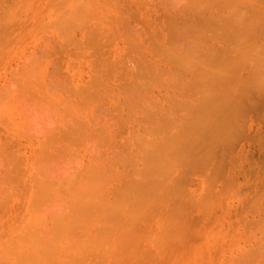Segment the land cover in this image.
<instances>
[{
    "label": "bare ground",
    "instance_id": "obj_1",
    "mask_svg": "<svg viewBox=\"0 0 264 264\" xmlns=\"http://www.w3.org/2000/svg\"><path fill=\"white\" fill-rule=\"evenodd\" d=\"M41 1V0H40ZM52 1V0H51ZM94 1V2H93ZM96 1V2H95ZM98 1V2H97ZM105 1H107V0H102V1H99V0H53V2H52V4L53 5H56V7L54 8V9H52L51 10V14L49 13L48 15H50V18L49 17H47L48 18V20L46 21L45 19H44V21L46 22V23H44V21L42 22V23H44V24H42L43 25V27H44V31H45V34H43V33H41V35L43 34L44 35V37L42 36V37H40V33L38 32V30H35V32L37 33L38 32V35L39 36H37V38H41V43L42 44H40V42H39V45L41 46V45H43L42 47H40V48H42V50L40 51V53H38V48H36V49H34L35 47H33L32 48V46H29L28 45V43H27V45L31 48L30 49V55H27L26 57H25V55H26V53H24V54H22V55H24L23 56V59L25 60L26 59V63H23V61L24 60H22L21 61V57H20V61L23 63V64H21L20 63V66H18L17 65V63H16V65H17V67H19L18 69H17V71H16V69H15V71H13V72H15V73H13L11 70L9 71V74H7L6 73V76L8 77V79H10V84L8 83V81H7V79H6V76H5V80H6V82H4V84H3V86H2V84H0V86H2V88L0 89L1 91H0V123H1V125L0 126H3L4 124H3V122L4 123H6L4 120H6L7 118H8V120H6V121H9L10 122V120L12 119V122L13 121H15V116L17 115V118L19 117V115L21 114L22 115V118H19L20 120H21V123H22V125H19L20 126V129H24L25 130V133L26 134H28V132H30L31 130H33V133H34V131L36 132V129H39L40 130V128L38 127L37 128V125H36V123L35 122H33L32 124H33V126H30V125H25V124H29L30 122H32V118H34V120L36 121H39L37 124L38 125H40L39 123H41L42 121H43V119H41V115H42V113H43V115L44 116H46V115H48V116H51V120L52 121H54L55 123L57 122V121H55L56 119L57 120H59L60 118L62 119H60L59 120V122H62V123H56V125L57 124H63V123H67L66 125H67V127H66V125L65 126H62L63 127V129H65V131L66 132H69V134L68 133H64V132H62L63 131V129L60 131L61 133H64L63 135L64 136H61V137H63V138H60V136H59V139L60 140H58V142H57V138H58V135L57 134H60L59 133V130L62 128V127H60V125H59V130L57 131V133H56V131H54L56 134L55 135H57V138L55 139V135L53 134L54 132H49L48 130H50V129H47L46 128V126L45 127H42L41 129H42V132L43 131H45V132H48V133H44L43 132V134L44 135H42V132H40L39 130H37L38 132H40V133H38V136H37V132H36V134L34 133V134H32L31 136H32V138L34 137V135L35 136H37L38 138H40V136H41V139H42V136H44L45 137V134H47V135H50V134H53L54 135V137H53V139H54V141L56 140V142L55 143H53L54 141H53V139L51 138L52 136H50L49 137V139L51 138L52 139V141L53 142H50V144H49V142H47V140H49V139H45L46 141H44V144H46V142H47V144H49V145H45L46 147H44V145L43 144H41V142H39L38 141V143H39V145L38 146H40V147H42L41 145H43V147H44V150H45V152L43 151V153L41 154L40 152H42V150L41 149H38L37 151L39 152V156H38V154L36 153V155H37V157H40L41 156V159H42V155H45L46 153L47 154H50V150H52V155H51V157H49V155H48V157H46L47 156V154H46V156H44V158H46V159H43V160H41L40 161V158H39V161L41 162L40 164H41V166L39 167L36 163L38 162V159H37V161H35L36 163L33 165V164H31L32 165V167H34L35 165H37L38 167H36V168H38V169H33V171H36V170H40V174H39V177H36L35 179H37L36 181H37V183H38V181H39V179H41L40 181H41V186L39 187L38 185H37V187H36V189L39 187V191L38 190H35V187L33 188L32 186H34V184L36 185L37 183H35L34 182V184L32 185L31 183V187L35 190V192L36 191H38L37 193H35V195H34V193L33 192H31L32 193V195L30 196V197H32L33 195L34 196H36V198L38 199V201H37V203L35 202V200H36V198H34V196H33V198H32V200H31V198L29 197V195H28V199H30V200H28V199H26L27 200V202H28V205H31L32 206V204H30L29 202L31 201V203H33V200H34V202L36 203H33V204H35L34 206H32L31 208L30 207H28V205H26V209L27 208H29V210L27 209V212L29 211L30 212V210H32V209H35V208H39V207H41L42 206V208H43V211L42 210H37L36 209V211L34 210V213L32 214V212H33V210H32V212H31V214L28 212V215L30 214V216H26L25 214L27 213V212H25V213H23V215H22V217H24V215L26 216V218L24 219V218H22L21 217V222L19 221L20 219L18 218L17 219V221H15L16 219V213H15V223L17 224H14V221L12 222V224H13V230H11L12 232L10 233V234H6L5 233V235L4 234H0V264H114L113 262H115V260H116V262L115 263H120V264H122V260L126 257H123L124 255H122L121 256V258H120V251L122 250L121 249V247H120V245H123V243H124V241L123 240H125V242H126V239L127 238H129V239H131L130 237H132V236H130V234L131 235H133L132 233H131V228L133 229V230H135V228L137 229L138 227H141V226H145L146 227V225L145 224H147V223H144L143 225L141 224V226H139V221L142 219H144V215H143V217L142 218H140V215L142 216V214L143 213H145L144 211H146V213H145V217L146 218H148V219H150L151 220V217L150 216H152L153 218H152V220L154 219V216L153 215H155V217H156V219L159 221H156L157 222V226H155L156 227V229H158V230H155V228H154V230H153V232H154V234L156 233V235H153V236H156L155 237V241H153L154 240V238H153V236L151 235H149V237L147 236L146 237V239H145V237H143L142 235V237L144 238H140L141 240H142V242H144L145 240H148L149 241V239H151L150 240V242H152V245L154 246L155 245V247H158L157 248V251L159 252V251H161V253L163 254L164 252L166 253V251H164V248H165V250H166V248H167V245H165L166 243H168L167 241H166V239L168 238L169 240L171 239V240H173V241H176L175 240V236L176 237H178V238H181L182 236H180L183 232H184V230H183V232L181 233V229H184V228H182V226H184V225H182V226H180V224L178 223V226L179 227H177V222H178V220L177 219H175V220H177L176 222L175 221H173V222H175V224H176V228L174 227V223H172V220H174V216L173 217H171V216H169V215H164L165 213H168L169 212V209L170 208H168L169 207V204L167 203V201L169 200V199H171V197H173V199H172V201H168V202H170V204H171V202H173L174 201V199H175V203L173 204V206L171 207V209H172V213H173V210H174V208L175 209H178V207L180 206V205H182L181 206V208L179 207V209H183L182 207H183V204H182V202L183 203H187L186 202V199H184V197H183V195L185 194V197H186V194H188L189 195V193L187 192V189H186V187H185V189H184V186L182 185V184H184V185H186V182L185 181H187V179H189L188 177H192V175L193 174H195V172H196V174H197V176L199 175V173L198 172H200V175H201V173H203L202 171V168L203 169H205V167H206V169H208L207 171L206 170H204V171H206V172H208L209 171V168L210 167H208L210 164H211V161L208 163V164H205V154H210V152H211V154L209 155L208 154V156H207V158H212L213 159V157H216V155H217V153L219 152H216V155H215V152H214V149H213V147L215 148V150H220V151H223L224 152V150H223V147L221 146V149H217V148H220V146L219 145H221V143H222V140H221V142H220V139L218 140V142H216L217 140H216V138L218 139V138H222L223 136L225 137L226 136V134H229L230 132L232 133V131H233V126H231V124L233 125V124H235V122H232V121H236L237 123H238V121H239V117H241V113L243 112V110L246 108V105H242V106H240L239 104H237V102L238 101H240V99H241V101L240 102H238V103H240V104H245V101H244V98H245V95L244 94H246V96L248 95V97H249V94H248V92L249 91H255L256 90V93L259 91V90H262V88H264V87H260L258 84V86H256V83L255 82H253L254 81V77H257V74H258V76H260V74H262V73H260L261 71H264V70H262V69H264V67H262V66H264V65H260V63H261V61L262 60H264V18H262V15H264V14H261V16H258L260 13H262L261 11V7H264V5H262V4H264V3H262V2H264V0H262V2L261 1H258V0H255V1H257V3H256V8L258 7L257 6V4H259L260 5V3H258V2H261L262 4H261V7H259V10H258V15L255 13V12H253L254 14H256V15H254L251 11L254 9V4L253 3H251V1H254V0H196L197 2H195V0H192V2L194 1V3H198L197 5H195V6H197L196 7V9L194 8L195 6H194V4H192V2H191V0L190 1H188V2H190L189 4L192 6L193 5V10H195V13H197L196 15L198 16V19H199V22H198V26L199 27H207V29H208V31L210 30L211 32H209V34H208V31H207V29L205 28H203L204 30H202V28H198V27H196V28H198L199 29V31L201 30V34H203L204 32V34H203V38H204V40L206 39V42L205 41H203V38H202V41H201V38L198 36V37H196L195 38V41L193 42L192 40L194 39V37L193 36H195V34L193 33L194 32V30H195V28L193 29V32H192V37L191 38H193V39H189V38H187L188 37V34L187 33H182V34H184V35H182V34H180L181 32L180 31H177V28H175L176 26L173 24V26H172V23L173 22H171L170 21V23H169V25H167V26H169V28H171L172 27V30H170L169 28H168V30H170L169 32H171V33H169L168 32V30H166L165 28L167 27V26H165L164 27V25H163V30L165 29L167 32H165L164 33V39H165V41L164 40H161V44H159V42L157 41V39H155L158 43H157V45L159 44L161 47V49H159L160 51H161V53H158L157 54V52L156 53H154V49L156 48V42H155V40L154 39H152L153 37H150L151 38V40H154V42H152V41H150V38L148 39V36L147 35H145V38H147V39H145L144 38V36H142L147 42L148 41H150L149 43H146V44H148L149 46H150V48H152L153 47V51L152 50H150V54H152L153 53V56L156 54L157 56V62H155V63H157L158 65H154L153 64V66H151L152 64H150L149 65V69H152V70H149V69H147L148 68V65H146V64H148V62H146V66L144 67V68H146L147 69V71H145L146 69H144L143 68V66H144V64L143 65H139V64H141L140 63V61L142 60V61H145V57L144 56H146L147 54L146 53H148V55H149V52H146L145 51V49L146 50H148L149 51V49L147 48V47H144L145 45H144V39L142 40V42H143V44L141 43V41H139L138 43H141L142 45H144L143 47L145 48H142L141 46V44L139 45L142 49H143V51H145V52H140V50L138 51L139 53H145L144 55L142 54V56L144 57V58H140L141 60L139 61V58L137 59V57H135V55H134V53H136V52H134V53H132L133 51H130V50H128L129 48H127L126 50H124L125 48H122V47H120V48H122L121 50L120 49H118V50H120L121 52H123L122 53V58L119 56L120 54L118 53V56H117V54L115 55V56H117V57H114V55L112 54V57H114V58H117V60L118 61H122V59L124 60V61H122L120 64H122V65H119V63H118V61L117 60H114L116 63H114V62H111V60H109V56H108V58L107 57H104V55H102V51L103 50H105L106 48H102V45H105V46H107L108 45V43L109 44H111L112 42H110V41H115V37H117L116 38V40L117 39H122V40H120V42L122 43V42H124V44H128L129 42V40H127V39H130L129 37L131 36L130 34H133V33H135V32H138L139 31V29H138V27H139V24H138V27H136V25H135V27L134 26H132L131 25V27H129V28H131V29H135L134 31L132 30H130V29H128V25H126V24H129V23H124V22H122V24L121 23H119V21H117V18H119V17H122L121 15H123V14H121L120 12V15L118 14V15H116V13L118 12V7L117 6H119L120 8L123 6L124 7V5H125V7L128 5V6H130V4H132L133 3V7L132 6H130L131 8H133V11H134V9H135V11L137 10V6H138V4L137 3H139V1L143 4V2L142 1H144V5H149V4H146V3H151L152 1L151 0H149V1H145V0H137L138 2H136L135 0V2L133 1V0H131V2H129L130 0H128V1H125L126 3H128V4H124L123 2H122V0L121 1H119V0H113V2L114 1H116V4H117V2H118V5H116L115 4V2L113 3V5H115L114 7H116L115 9L117 10H115L116 11V13H115V11H114V13H115V15L114 16H116V17H114V19L112 20V17L111 16H113L112 14H109L108 15V17L110 18L111 17V19H110V23L108 22V24H106L105 23V26H104V28H105V30L107 31H105V30H103V31H105L107 34H108V32H109V35H108V38L110 37V39H108L107 37H105V38H107L109 41L107 42V41H105V40H107V39H102V40H104L103 42L105 43H99L98 42V40H99V38L101 39V37L103 38V35L104 36H106L107 34L105 33V32H103L102 34H100V35H102V36H98L99 38H97V35L96 34H98L97 32L95 33L94 31H99V26H100V24L101 23H99V22H101V20L103 21H106L107 19H108V17H103V18H105V19H103L102 17H96V16H92V15H102V16H104L102 13H105V16H107L106 15V12L108 13H110V11L111 10H113V8H111V6H109L108 7V5L110 4V3H108L109 1H107V3L105 2ZM213 1H216V2H213ZM42 2V1H41ZM93 2V3H92ZM101 2V3H100ZM102 2H103V4H102ZM104 2L106 3V5H104ZM111 2H112V0H111ZM217 2H219V3H217ZM45 3V2H44ZM46 3H48L47 1H46ZM51 3V2H50ZM95 3V4H94ZM120 3H122L121 5H119ZM38 4V0H28L27 1V6L28 7H34V6H36ZM49 4V3H48ZM98 4H100V5H98ZM135 4H137L136 6H135ZM140 4V3H139ZM141 4V5H142ZM211 4H213L212 5V7L216 4L217 6L218 5H220V6H222L223 7V9L224 10H218V11H220V15L222 14H224L225 13V15H226V13H227V15L225 16V18H224V16H222V17H220V15H212V12L210 11V13H209V11H205V10H208V8H209V5H211ZM13 5V4H12ZM93 5H98V7L99 8H101L102 9V12H96L93 8H95V6L94 7H92ZM111 5V4H110ZM216 5L213 7V8H216ZM23 6V5H22ZM103 6H106V7H104V9H106L105 10V12H103L104 11V9L102 8ZM127 6V7H128ZM135 6V7H134ZM219 6V7H220ZM13 7V6H12ZM98 7H97V11H98ZM121 8L122 10L121 11H123L124 10V8ZM126 7V12H122V13H127L128 14V12L130 13L131 12V8H127ZM211 6H210V9L212 8ZM219 7H217V8H219ZM238 7H242L244 10H238ZM110 10H109V9ZM206 8V9H205ZM225 8H228V9H225ZM255 8V9H256ZM3 9V8H2ZM45 9V8H44ZM96 9V8H95ZM129 9H131L130 11H128ZM198 9V10H197ZM201 9H203V11H205L206 13H207V16H203L202 15V17L203 18H205L204 19V21L205 22H207V19H208V22H207V25H209V27L207 26V25H201V22H203V21H201L200 19L202 18V17H200L199 16V13L200 14H202L201 12H202V10ZM205 9V10H204ZM219 9H221V7L219 8ZM250 9H252V10H250ZM254 9V10H255ZM258 9V8H257ZM262 9H264V8H262ZM24 10V9H23ZM124 10V11H125ZM217 10V9H216ZM248 10L251 12V14H249V13H247L248 12ZM261 10V11H260ZM15 11V10H14ZM13 10H12V12H14ZM100 11V10H99ZM128 11V12H127ZM132 11V12H133ZM224 11V12H223ZM259 11H260V13H259ZM30 12V11H29ZM98 13V14H96V13ZM112 13H113V11H111ZM222 12V13H221ZM95 13V14H94ZM100 13V14H99ZM203 14H205V13H203ZM111 15V16H110ZM206 15V14H205ZM210 15V16H209ZM24 16V15H23ZM38 16H40L39 14H38ZM76 16H78V18L79 19H76L77 17ZM82 16H84V17H82ZM89 16H91V17H89ZM124 16V15H123ZM212 16V17H211ZM214 16H215V22H218V20L221 18V20H219V22L218 23H216V24H214ZM219 16V17H218ZM13 17V16H12ZM51 17H52V19H53V21H52V19H51ZM93 17V20L95 21H93V25H94V23H95V27L93 26V29L94 30H92V25L90 26L89 25V23H88V19L89 18H92ZM97 19H96V18ZM262 18V19H260V18ZM20 18V17H19ZM82 18H83V20H82ZM85 18V19H84ZM95 18V19H94ZM102 18V19H101ZM170 18L172 19V17H171V15H170ZM203 18H202V20H203ZM209 18H211V20L213 21V22H211V20L209 19ZM100 19V21L98 22L97 20H99ZM224 19V20H223ZM20 20V19H19ZM77 20V21H76ZM87 20V21H86ZM91 19H89V21H90ZM109 20V19H108ZM115 20V21H114ZM223 20V21H222ZM262 20V21H261ZM12 21V20H11ZM16 21H18V20H16ZM29 21H30V19H29ZM111 21H113V22H115V25L113 26V24H112V22ZM116 21H117V23H119L120 25H116ZM24 22V21H23ZM37 22V21H36ZM50 22H52V23H50ZM17 23V22H16ZM27 23V22H26ZM90 23H92V22H90ZM97 23H98V25H97ZM209 23V24H208ZM2 24V23H1ZM10 24H12V23H10ZM111 24V25H110ZM124 24V25H123ZM212 24V25H211ZM215 26H214V25ZM106 25H107V28H108V25L111 27H109L108 29H110V31L111 30H113L114 32L112 33V35H111V32L110 31H108V29H106ZM122 25V26H121ZM130 25V24H129ZM156 25H160V24H156ZM22 26H23V24H22ZM35 26V25H34ZM33 26V27H34ZM39 26V25H38ZM37 26V27H38ZM119 26H121L120 27V29H119ZM127 27V30L126 29H124V27ZM142 26V25H141ZM158 26L156 27V28H154L153 29V26H152V29H151V27H150V29L152 30H147L145 27H149V26H144V28H143V31H145V30H147V32H149V34L152 36V33L154 34L153 36H156V34H157V36H158V39L160 38V36H159V34H160V29L158 30V32L157 31H155V30H157V28H158ZM214 26V27H213ZM2 27V26H1ZM116 27H118V28H116ZM125 27V28H126ZM161 27V26H160ZM176 29H174V28ZM52 28V29H51ZM121 28H123V30H125L124 32H121L120 30H122ZM118 29V30H117ZM161 29V31H163ZM2 30V29H1ZM78 30H80V34H82V33H85L86 32V30H88V32H86L89 36H87V35H85V34H83V35H85V38L83 37V36H80L81 38H83V40H81V44L82 45H80V39L81 38H79V36H77L78 38H77V42H79L78 44L81 46V47H83V45H86V48H88V46L91 44V42H89V41H91V40H89L90 38V34H91V31H92V34H91V36H95L94 38H91L92 39V46H94V47H91V46H89L90 48V50L91 51H93L94 50V52H89L88 50V52H83V51H81L80 52V54L81 53H85V54H87V59L89 58V56L90 55H88V54H91V59L89 60L90 62V67H95L96 65H97V68L99 67L100 68V66H98V65H105V59H107L106 60V65H107V67H105L104 65L103 66H101V68L103 69V71L105 70L106 71V69L107 70H109L111 67H112V69H110L109 71H106V74L108 75V76H111V77H109V79L111 78H113V77H115V75H116V73H114V75H112L111 73V71H115V72H117L116 70H117V68L119 69L120 68V66H123V65H125L126 64V61L125 60H127V64L128 65H125L126 67H128V66H132V68H130V67H128V68H130V70L132 69V71H129V70H127L128 68H126V69H124L125 67L123 66V67H121V68H123V69H121V74L119 73L120 72V69H119V72H117V75H118V73H119V75H118V78H122L123 80H125L124 79V76L122 77V73L125 71V70H127V72H128V74H130V75H128L129 77H130V81H128V82H130L129 84H127L128 82H124V81H121V78L119 79V81L117 82V84L119 83H121V82H123L122 84H124V85H122V84H120V86L122 85L123 87H125V88H123V87H117L118 85L116 84V82H115V84H116V86H115V84L114 85H112V86H115L116 88H118V90L116 89V91L118 92V91H122V92H124V93H116L115 92V90H114V88L112 87V88H110L109 86V84L108 83H106V84H103V85H105L108 89H110V91L112 92V89L114 90L113 92H115V93H109L108 92V89H107V91H106V93L108 94V96H109V99H110V102H113L112 104H115L114 106L113 105H110V106H112L113 108H111L112 110H114L115 108H116V111H118V113H119V120L121 121L122 119H124L125 121H128L129 122V120H130V122H129V124H131L132 122H131V120H133V122H136V123H134L135 125L134 126H137L136 128L133 126V123L131 124L132 126H133V128L132 129H130L129 131H128V133H126V135H125V137H122L121 136V134H119L120 132H122V131H119V130H124L121 126H123L122 125V123H121V125L119 126L118 124H120V122L119 123H117V122H113L114 124L116 123L119 127H117V129L116 128H114L113 126H112V130L113 129H116L118 132L116 133V135H120L119 137H122L121 139H119V138H117L118 139V142H123V144L122 145H120V143H118L117 144V141H116V144L115 145H118V146H115V145H113L112 146V149L114 148L115 149V147H117V149H116V152H117V150L119 151L120 150V148L119 147H121L122 146V150H124L125 149V153L122 155V157H121V155H118V156H116V154L117 153H115V152H113L112 151V149L109 147V145H107L108 146V148L105 146L106 144H104L105 143V141H106V139H102L101 138V135H100V133H99V131H96L98 128H99V126L97 127V129H95L96 127V124L95 123H97L96 121L94 122V119L92 120L91 119V117H93V115H94V118L96 117H98V119H99V117L101 116H98L99 114H108L109 115V112H107L108 111V107L109 106H107V103L105 104L104 102L106 101L107 102V98L106 97H108V96H106V95H104L105 94V89H104V86L102 87L101 85H99V84H102L103 83V81H107V80H109L108 78L105 80V78L106 77H108V76H105V78H103V76H102V72L101 73H99L98 74V71L97 70H95L96 72H94L93 71V68H91V70L92 71H89V73L88 74H90V72H92V73H95V75L93 74H91V77H92V79H91V77H90V79L88 78V81H89V84H88V82H87V84H88V86L89 85H93L92 83H94V81L95 80H98V81H95V82H102V83H99L98 85H93L92 86V88H89L90 89V92L88 91V89H84L86 86H87V84L86 85H84L83 86V84L82 83H80V84H82L81 86L80 85H78L76 82H74L73 81V78L72 77H69V76H67V73H64V71H63V73L64 74H66V76L67 77H65L64 79L66 80V78L68 79V77L70 78L69 79V81H72V82H74L75 84V87H77V91H75V90H72L73 88H70V87H73V84H71V82H70V84L72 85H70V86H68L67 87V90L69 91V89H70V91H71V93L70 92H68V93H70V95H72V93H73V95H76V92H77V95H76V97L78 96H80L81 98H80V100H82V98L84 97L83 95H84V92H86L85 94H87L88 96H86L85 95V98H83V100H86L85 102L82 100V101H79V99H77L75 96H73V97H75V99H77V105L78 104H80V105H78L79 107H77V106H75L76 105V100L75 101H73V99L70 101V97L68 96V93H66L67 92V90L65 91V89H66V87L65 88H63L64 87V84H65V81H63L62 80V78H63V76L61 75V72H60V76L61 77H59V72L58 71H61V69H62V66H61V63H59V61L61 60V57H62V54H61V52H62V50L64 51L67 47L69 48H71V47H73V45L75 46V45H77L78 46V48H81V47H79V45L78 44H76L77 42H76V35H78V34H76L75 35V33H76V31L78 32ZM116 30V31H115ZM178 30H179V28H178ZM6 31V30H5ZM85 31V32H84ZM119 33H121V34H119ZM141 31V30H140ZM174 31L176 32H179V34L178 33H174ZM207 31V32H206ZM1 32V31H0ZM31 32V31H30ZM93 32H94V34H93ZM146 32V31H145ZM156 32V33H155ZM6 32H4V34H5ZM32 33H33V31H32ZM125 33V34H124ZM139 33V32H138ZM137 33V34H138ZM143 32L141 31V33L140 34H142ZM159 33V34H158ZM162 33V32H161ZM172 33L173 34H176V36L174 35H172ZM207 33V34H206ZM113 34H117L118 36H115V35H113ZM130 36H129V35ZM137 34H133V36L131 37V39L132 40H134V39H138V40H140V38H142L141 37V35H140V37L138 38L137 37ZM145 34H147V33H145ZM177 34H178V37H177ZM186 34V35H185ZM210 34H212L213 36H210ZM223 34H225V35H223ZM9 35V34H8ZM32 35V34H31ZM75 35V36H74ZM99 35V34H98ZM123 35V36H127L126 37V39L124 38H121V36ZM136 35V36H135ZM139 35V34H138ZM6 36V35H5ZM18 36V35H17ZM25 36V35H24ZM87 36V37H86ZM115 36V37H114ZM136 38H135V37ZM166 36H168V39H170V41H168V39H167V37ZM172 36V37H171ZM180 36H181V38H180ZM182 36H184L183 38H185L186 36V38L188 39V43H187V41H184V39H182ZM205 36H207V37H205ZM211 37V39H213V40H217V42L220 40H222V43H223V41H225L224 42V44H223V46L222 45H220L221 43L220 42H218V44L217 43H215L216 45H215V47L213 46L214 45V43H213V45H212V43L210 42V40H208L207 38L208 37ZM4 37V36H3ZM34 37V36H33ZM61 37H63V38H61ZM113 39H112V38ZM163 37V36H162ZM170 37V38H169ZM210 37H209V39H210ZM35 38V37H34ZM35 39V40H38V39ZM39 38V39H40ZM64 38H65V40H64ZM155 38V37H154ZM173 38V39H172ZM185 38V40H187ZM197 38H200V40H198ZM9 39H11V38H9ZM25 39H27V38H25ZM86 39H88V42H89V44H88V42L85 44L84 42H85V40ZM136 39V40H137ZM179 39V40H178ZM185 42V43H187V46H186V44H184V42L182 41V40ZM2 40V39H1ZM12 40V39H11ZM34 40V39H33ZM67 40V41H66ZM95 40V41H94ZM97 40V41H96ZM101 40V41H102ZM132 41V42H130L132 45H130L131 46V50L133 49L134 51H136V49H139L138 47L139 46H136L138 43H137V41ZM178 40V41H177ZM189 40H190V42L193 44V45H190L191 43L189 42ZM197 40L199 41V42H197ZM208 40V41H207ZM10 41V40H9ZM8 41V42H9ZM23 41V40H22ZM64 41H65V44H72V43H75V44H73V45H70V46H68V45H64L63 46V43H64ZM100 41V40H99ZM119 41V40H118ZM127 41V42H126ZM131 41V40H130ZM179 41H181L180 43H178ZM2 42V41H1ZM34 42V41H33ZM37 41H35L34 43H36ZM68 42H70V43H68ZM83 42V43H82ZM93 42H96V43H93ZM136 42V43H135ZM166 43L167 45H164V43ZM183 42V43H182ZM201 42L203 43L202 45H201ZM107 43V44H106ZM120 43V44H121ZM135 43V44H134ZM155 43V44H154ZM171 43V44H170ZM176 43H178V44H176ZM220 43V44H219ZM88 44V45H87ZM95 44V45H94ZM114 45H115V43H113ZM118 44V43H117ZM118 45V46H123V44H121V45ZM126 44V45H127ZM153 44V45H152ZM168 44H170L169 46H168ZM182 46H184V47H181V45ZM196 44V45H195ZM204 44H206V45H204ZM5 45V44H4ZM97 45H98V47L100 46V48H102L101 50L102 51H100L99 50V52H97V50H98V48H97ZM126 45H124V46H126ZM151 45H152V47H151ZM158 45V46H159ZM162 45H164L165 46V48H166V46H168L167 47V49L165 50V48H164V46L162 47ZM172 45V46H171ZM198 45H199V47H198ZM217 45H220V46H218V47H220L219 49H221V50H218V48L216 49V46ZM34 46V45H33ZM37 46V45H36ZM62 46H63V49H62ZM65 46H67V47H65ZM137 48H136V47ZM203 46V48H200V47H202ZM65 47V48H64ZM111 47V46H110ZM115 47H117L116 45H115ZM127 47H129L128 45H127ZM133 47V48H132ZM155 47V48H154ZM191 47V48H190ZM199 49H198V48ZM67 48V49H68ZM69 48V49H70ZM109 48V47H108ZM135 48V49H134ZM66 49V50H67ZM77 48H73V51H75ZM97 49V50H96ZM112 49V48H111ZM115 49V48H114ZM163 49V50H162ZM196 49L198 50V51H201V52H197V53H199L200 55L202 54V56H198L199 54H195L196 53ZM26 50H27V46H26ZM65 50V51H66ZM71 50H72V48H71ZM78 51H80L79 49H77ZM158 50V47L156 48V51ZM165 50V51H164ZM95 51H96V53H95ZM117 51V50H116ZM116 51H113V52H116ZM126 51V52H125ZM128 51H130L131 52V54L129 55L128 54ZM159 51V52H160ZM25 52H27V51H25ZM68 52H69V50H68ZM72 51H70L69 52V54L71 53ZM101 52V55L100 54H98V53H100ZM105 52V51H104ZM107 52V51H106ZM124 52L127 54V56H126V54H124ZM129 52V53H130ZM28 53V52H27ZM64 54H65V52H63ZM76 53V56L78 57V55L79 54H77V51L75 52ZM95 53V55H96V57L95 56H93L92 54H94ZM108 53V52H107ZM162 53H165V54H162ZM18 54H20V53H18ZM44 54H47V55H44ZM85 54H82V55H84L85 57V59H86V55ZM98 54V55H97ZM104 54V53H103ZM125 56H124V55ZM134 55V57L139 61V63H138V61L137 62H135V58L133 57V55ZM141 54H140V56H141ZM160 54H162L161 56H160ZM71 55H73V54H71ZM75 55V54H74ZM73 55V56H74ZM99 55L100 56H103L102 57V59H100V57H99ZM129 55V56H128ZM132 55V56H131ZM139 55V54H138ZM164 55V56H163ZM195 55V56H194ZM196 56H198V57H196ZM16 57H19V55H17ZM65 57V56H64ZM68 57V56H67ZM126 57L128 58V59H130V62L128 61V59H126ZM130 57H133V59L132 58H130ZM148 57V58H147ZM150 56H146V61H147V59H150L149 58ZM160 57V58H159ZM193 57H196L197 58V62L195 61L194 62V60H196V59H194ZM96 58H98V59H96ZM103 58H105V59H103ZM12 59V58H11ZM54 59L56 60V63H58V64H55V61H54ZM86 59V60H87ZM95 59V60H94ZM131 59L134 61V63H133V65H130L129 63H131ZM155 59H153V57L150 59V62L152 63V62H154V60ZM203 59H206V61H205V63L203 62H201V61H203ZM63 60V59H62ZM83 60V59H82ZM94 60V61H93ZM103 60V61H102ZM113 60V59H112ZM155 60V61H156ZM11 61V60H10ZM18 61V60H17ZM20 61H18V64H19V62ZM65 61V60H64ZM78 61H79V59H78ZM78 61H71L70 62V60H69V63L68 64H71V67L73 68V72L74 71H77L78 69H80V67H81V65H83V64H81V63H83L84 62V60L82 61V62H80V64H79V62ZM91 61H92V63H91ZM96 61V62H95ZM99 61H100V63H102V64H100L99 63ZM102 61V62H101ZM209 61V62H208ZM15 62V61H14ZM61 62V61H60ZM104 62V63H103ZM124 62H125V64H124ZM194 62V63H193ZM13 63V62H12ZM93 63H96L95 65L93 64ZM111 63H114V64H118V66L116 67V66H114V64H111ZM136 63L139 65V66H141V67H138L137 65H136ZM210 63V64H209ZM54 64L56 65V66H54ZM85 64H87V63H85ZM11 65V64H10ZM16 65H11V67L10 68H12V66H13V68H14V66H16ZM161 65H162V67L163 68H161ZM207 65H209V67L207 66ZM54 66V71H50L51 70V68ZM68 66H70V65H68ZM108 66H110V67H108ZM138 68H137V67ZM159 66V67H158ZM65 67V66H64ZM113 67H114V69H116V70H113ZM116 67V68H115ZM135 67V68H134ZM158 67V68H157ZM260 67H262V68H260ZM16 68V67H15ZM57 68V70L58 71H55V69ZM137 68V70H141L142 68H143V70H141L140 71V73H138V72H136V74H135V70L134 69H136ZM140 68V69H139ZM154 69V70H153ZM158 69L160 70V71H158ZM86 70V69H85ZM89 70H90V68H89ZM123 70V71H122ZM149 70V71H148ZM259 70H261V71H259ZM5 71V70H4ZM8 71V70H7ZM10 72L12 73V74H10ZM66 72V71H65ZM108 72L110 73V74H108ZM126 72V73H127ZM131 72V73H130ZM134 72V74L132 75V73ZM243 73L244 74V76H243V74H242V76H240L239 77V75H238V77L239 78H241L240 80H237V82H236V79L234 78L235 76H236V73ZM259 72V73H258ZM80 73V72H79ZM78 73V74H79ZM105 73V72H104ZM126 73H125V75H126ZM249 73L250 74H252V75H249ZM50 74V75H49ZM69 74V73H68ZM234 74V75H233ZM2 75H3V73H2ZM51 75L52 76H54V81L51 79V78H49V77H51ZM83 76L81 73L77 76L78 78H79V76ZM254 75H256V76H254ZM1 76V75H0ZM48 76V77H47ZM81 76H80V79H81ZM88 76V75H87ZM94 76V77H93ZM102 76V77H101ZM113 76V77H112ZM120 76V77H119ZM131 76L133 77V78H131ZM232 76V78H230ZM234 76V77H233ZM245 76H246V79H245ZM252 76H254L252 79H250ZM262 77H264V74H262L261 75ZM47 77V78H46ZM89 77V76H88ZM117 77V76H116ZM227 77H229V78H227ZM237 77V76H236ZM237 77V79H239ZM244 77V78H243ZM262 77H259L260 78V80L262 81V82H264V79H262ZM46 78V79H45ZM53 78V77H52ZM77 78V79H78ZM84 78V80H86L87 78L86 77H82V79ZM104 79L103 81L102 80H100V79ZM2 79V78H1ZM49 79V83H51L48 87H50V86H52V87H54V88H52L51 87V89H53V90H56L57 89V91L58 90H60L61 91V93L60 92H58V93H60V94H63L62 96H64V92H62V91H65V93H66V95L65 96H67V97H65V100H67L66 102H68V101H70V102H75L74 104H72L73 106L71 107V105L69 106V104H70V102H69V104L68 103H66V105H65V102H63L62 104H64L63 105V107L61 106L62 104H60L59 102H62L63 101V98H62V101L61 100H59V102L58 101H56V99H55V97H57V94L55 93H53L52 92V90L49 88V90H51V92H49V94L51 93H53L55 96H53V94L51 95H49V94H47V93H44L43 92V90L45 89L44 87H42V82H40V81H43V83H44V81L46 80H48ZM51 79V80H50ZM77 79H76V81H77ZM80 79H78V81L80 80ZM81 79V80H82ZM94 79V80H93ZM131 79H132V81H131ZM233 79V81H229V80H232ZM234 79H235V82H234ZM248 79H250V83H248L249 81H248ZM3 80V79H2ZM84 80H82L81 82H83ZM114 80V78L112 79V82H114L113 81ZM116 80H117V78H116ZM129 80V79H128ZM247 80V81H246ZM4 81V80H3ZM45 81V83H47ZM50 81H53V85H52V82H50ZM68 81V80H67ZM92 81V82H91ZM121 81V82H120ZM126 81V80H125ZM108 82V81H107ZM111 81H109V83H112ZM8 83V84H7ZM11 83H12V85H11ZM44 83V84H45ZM48 83V84H49ZM67 83H68V85H69V82H66V84H65V86L67 85ZM85 83H86V81H85ZM105 83V82H104ZM253 83V84H252ZM48 84H45V86H46V88H47V85ZM63 84V85H62ZM109 86H108V85ZM247 84H249V86H247ZM76 85H78V86H76ZM253 85V86H252ZM61 86H63L62 87V89H61ZM80 86V90L82 89V90H84V92H82L81 91V93L79 94V87ZM87 86V87H88ZM91 86H89V87H91ZM97 88H96V87ZM98 86H100V87H102L101 89H104V90H102V92H101V89L100 90H97V89H99L98 88ZM251 86V87H250ZM42 87V88H41ZM86 87V88H87ZM259 87V88H258ZM59 88V89H58ZM94 88H95V90H97V91H95L94 90ZM122 88V89H121ZM251 88H253V89H251ZM254 88H256L255 90H254ZM48 89V88H47ZM46 89V90H47ZM64 89V90H63ZM259 89V90H258ZM86 90V91H85ZM123 90H125V91H123ZM247 90V92H245ZM249 90V91H248ZM95 92V94H96V92H97V96L94 94V93H91V92ZM99 91H100V93H99ZM120 91V92H121ZM103 92H104V94H103ZM154 92H156L155 94H154ZM245 92V93H244ZM82 93H83V95H82ZM255 93V92H254ZM253 93V94H254ZM60 94H58V96H60L59 98L61 99V95ZM91 94H93V95H91ZM258 94V93H257ZM90 95H91V97H90ZM94 95L96 96L95 97V99L96 100H94ZM101 95H102V97L104 98V96H105V98H106V100H105V98L103 99L102 97H101ZM104 95V96H103ZM155 95H157V97L155 96ZM160 97H159V96ZM259 95V94H258ZM72 96H71V98H72ZM83 96V97H82ZM92 96H93V98H92ZM98 96H100L101 98L99 99L98 98ZM154 96V97H153ZM251 96V95H250ZM54 97V98H53ZM156 97V98H155ZM243 97V98H242ZM247 97V98H248ZM252 97V96H251ZM250 97V98H251ZM58 98V99H59ZM69 100H68V99ZM246 98V102L248 101V100H251V99H247ZM57 99V100H58ZM91 100V101H89V100ZM64 100V101H65ZM92 100H94L93 102H94V104L96 105V107H98V106H100L99 107V110H97V108H96V113H98V115L97 114H92V115H88L89 114V111H91V112H93V113H95V111L94 110H91V109H93V106L92 105H94V104H89V103H92ZM98 100H101V101H99V103H98ZM103 100V101H102ZM243 100V101H242ZM87 101H89V102H87ZM96 101V102H95ZM235 101V102H234ZM237 101V102H236ZM252 102H253V100H251ZM23 103V104H18V103ZM85 104V106H86V102H87V105L88 106H90L89 107V109L90 110H88L87 111V108H88V106H86V108H84V104ZM101 102V103H100ZM233 102H234V106H233ZM250 102V101H249ZM251 102V103H252ZM105 104V106H106V108H107V110L105 109V108H102L101 107V105L100 104ZM109 103V102H108ZM117 103V104H116ZM229 103H231V105L232 106H230V104ZM250 103V104H251ZM68 104V105H67ZM82 104V105H81ZM229 106H228V105ZM237 104V105H236ZM248 105H249V103H247ZM26 105V106H25ZM60 105V106H59ZM109 105V104H108ZM116 105L118 106V107H116ZM239 105V106H238ZM247 105V106H248ZM20 106H21V110H24L25 111V109H26V107H34V109H38V111L40 110H42L41 111V113H40V111H39V114H40V116H39V114H38V116H39V118L41 119H39L38 120V117H37V113L36 112H38V111H36L35 110V112H32V113H34V116H33V114H28L29 112H27L28 110H30L29 108H27L26 110L27 111H25V113L26 114H28L27 116H26V114H25V116H23V114H22V111L21 110H19L18 112H16L17 110H18V108L17 107H19L20 108ZM22 106L24 107V109H22ZM67 108H69V109H67ZM74 106H75V108L76 109H74ZM83 107L84 108V112H85V110H86V114L83 112V111H80L79 109H83V108H81V107ZM92 106V107H91ZM239 107V108H235V107ZM54 107V109H51V108H53ZM63 108L64 110H65V112H64V110H62V113H65V114H68V113H66V112H69L70 113V110H72L73 112H76V111H78L79 110V112L77 113L78 115L77 116H81L83 113V115L81 116V117H76V114L74 115L76 118L74 119V120H76L75 122H74V120H72L73 118L72 117H70L69 115H71V114H68V117H70V120L71 121H73L74 122V124L76 123V125L74 126L73 125V122H71V121H68L69 119H68V117H67V115H63L61 112H59L58 110L60 109V108ZM104 107V106H103ZM226 108L227 107V111L224 109V108ZM233 109L232 111H231V108ZM241 107V108H240ZM17 108V109H16ZM57 108H59V109H57ZM61 108V109H62ZM72 108V109H71ZM95 108V107H94ZM44 109H47V110H45L46 111V115H45V111H44ZM51 109V110H50ZM60 109V110H61ZM106 111H105V110ZM117 109H119V110H117ZM222 109H224L225 110V112H224V110H222ZM230 109V110H229ZM236 109V111L234 112V110ZM241 109H243L242 110V112H238V111H240ZM50 110V111H49ZM54 110H56V113L58 114L56 117H58L59 116V113H61L60 115L62 116V117H60L59 116V118H56L55 119V116H53V115H51V111H52V114H56V113H54L55 111ZM69 110V111H68ZM76 110V111H75ZM102 110H104V111H102ZM238 110V111H237ZM20 111H21V113H20ZM32 110H30V112H31ZM48 111H49V113H48ZM71 111V112H72ZM101 111V112H100ZM115 111V112H116ZM229 111V112H228ZM80 112H83V113H80ZM90 112V113H91ZM107 112V113H106ZM15 113H18V114H15ZM36 113V114H35ZM112 113H113V111H112ZM117 112L115 113L116 115L118 114ZM238 113H240V114H238ZM50 114V115H49ZM74 114V113H73ZM73 114H72V116H73ZM81 114V115H80ZM111 114V113H110ZM235 114V115H234ZM5 115H6V117H7V115H8V117L7 118H3V117H5ZM32 116V118L30 117V116ZM89 116L90 117V122H91V120H92V122H91V125H92V127H93V129H89V130H87L88 128H86L87 126V124H88V126H89V128H91L90 126L91 125H89V119L88 120H86V121H88V123L85 121L84 123H83V121L82 122H80L81 123V126H82V128L79 126L80 124H78V126L80 127H78L77 129H72V131H73V133H74V135H72L73 137L71 138V133L72 132H70L69 131V128L71 127V126H74V128L75 127H77V122L79 123V121H80V119L79 118H81V119H83V117L84 116ZM105 115V117H108V115L106 116ZM64 116H66V121L65 122H63L64 121ZM111 117L109 118V120L111 119V118H113V117H115V116H113L112 114L110 115ZM113 116V117H112ZM118 116V115H117ZM138 116V117H137ZM229 116H231L230 118H229ZM232 116H233V118H232ZM36 117V118H35ZM54 117V119L55 120H53L52 118ZM86 117V118H87ZM105 117H102L103 119H101L100 118V120H105L104 118ZM17 118H16V120H17ZM44 118V117H43ZM72 118V119H71ZM79 119V121H77L78 119ZM122 118V119H121ZM133 118V119H132ZM226 118L228 119V120H226ZM232 118V119H231ZM236 118V119H235ZM10 119V120H9ZM14 119V120H13ZM116 119V118H115ZM231 119V120H230ZM20 120H18L19 121V123L18 122H16V123H12V122H10V123H12V124H21L20 123ZM108 120V121H109ZM124 120H122V121H124ZM226 120V121H225ZM230 120V121H229ZM41 121V122H40ZM107 120L105 121L106 123L108 122ZM116 121H117V119H116ZM124 121V122H125ZM68 122H69V125H70V123H72V125L71 126H69L68 125ZM101 122L102 121H100L99 123H100V126H101ZM104 121H103V127L101 126L100 128H102L103 129V131L102 130H100V131H102L101 132V134H102V136H104L103 138H106L107 137V134L109 135V133H110V131L112 132V134L111 135H109V137L110 136H112V137H114V133L116 132V130H110L111 128H110V126H111V124H112V122H111V120L109 121L111 124H110V126H109V128L110 129H108L109 130V132H104V130L106 131L107 129H105L106 127L105 126H108V125H105L106 123H105ZM127 122V123H128ZM231 124H230V123ZM87 123V124H86ZM105 123V124H104ZM125 124L126 126L128 125V124ZM138 123V124H137ZM226 125H225V124ZM3 124V125H2ZM8 124V126L10 125L9 123H7ZM23 124L25 125V127L24 128H21L22 126H23ZM83 124V125H82ZM86 124V125H85ZM94 124V125H93ZM109 124V123H108ZM116 124L114 125L115 127H116ZM137 124V125H136ZM225 126H224V125ZM230 126H229V125ZM44 124H43V122L41 123V125L40 126H43ZM64 125V124H63ZM10 126H12V125H10ZM36 126V128H34L33 129V127H35ZM86 126V127H85ZM131 126V127H132ZM220 126H222V128L220 127ZM226 126H229V127H227V128H229V131L230 132H228V131H226L227 130V128L225 129L224 127H226ZM6 126H4V128H5ZM13 128H14V126H12ZM30 127H32V129L30 130V129H27V128H30ZM84 127L86 128V131H84L85 132V135H88L89 136V138H91V136L93 137V136H98V134H99V138L98 137H96V139L95 138H93V142L92 141H89L90 142V144L92 145V146H96V147H94V148H96V151H94L95 153H96V156L94 155V156H92L93 154H92V152L90 153V154H92V155H90V156H92L93 158H87L88 159V161H89V163H88V168L86 167V164H87V162L85 163V165H84V167L86 168L84 171L82 170V173H81V169H82V167H81V165L83 166V160L82 159H80V161H81V163H80V161L78 162L77 160H76V158L77 159H79V156H77V155H80V151H79V149L80 148H82L83 146V142L82 141H84V143H89L88 142V140H90V139H88V137H87V139L85 140L84 138H85V135H83L84 134V132H82L83 131V129H84ZM122 129H121V128ZM129 127V126H128ZM2 128V127H1ZM6 128H8V127H6ZM5 128V129H6ZM15 128H16V126H15ZM44 128H45V130H44ZM54 128V127H53ZM66 128H67V130H66ZM118 128H120L119 130H118ZM125 128H127V127H125ZM5 129H2V131L3 132H5L6 130ZM9 129H11V128H9ZM19 129V130H20ZM71 129V128H70ZM82 129V130H81ZM95 129V130H94ZM128 129V128H127ZM13 131V133L16 131V129H12ZM15 130V131H14ZM19 130L17 131L18 132V134H17V136L18 135H21V133H23V132H21V130H20V132H19ZM23 130V131H24ZM26 130L28 131V132H26ZM30 130V131H29ZM52 130H55V128L54 129H52ZM81 130V131H80ZM85 130V129H84ZM93 130V131H92ZM99 130V129H98ZM77 131H80L79 133H80V135H81V133H82V136H79L78 134L79 133H77ZM89 131V132H88ZM98 133H96V132ZM220 131V132H219ZM221 131H222V133H221ZM225 131V132H224ZM1 132V131H0ZM2 132V133H3ZM17 132H15V134L17 133ZM95 132V133H94ZM219 132V133H218ZM6 133V132H5ZM4 133V134H5ZM25 133H23V135L25 134ZM72 133V134H73ZM75 133H77V134H75ZM87 133V134H86ZM93 134V135H89V134ZM226 133V134H225ZM231 133H230V135H231ZM3 134V135H4ZM7 134H8V132H7ZM10 134V133H9ZM15 134L13 135V137L15 136ZM30 134V133H29ZM28 134V135H29ZM39 134H40V136H39ZM94 134H96V135H94ZM105 134H106V136H105ZM219 134L220 135H223V136H219ZM3 135H1V133H0V141L1 142H5L6 141V139L5 138H7L6 137V134H5V138L3 137ZM22 135V136H23ZM28 135H24L25 137H27ZM60 135H62V134H60ZM217 135H218V137H217ZM229 135V136H230ZM7 136H9V135H7ZM23 136V137H24ZM30 136V135H29ZM70 136V137H69ZM74 136H78V138L76 139V137H74ZM118 136H116V137H118ZM124 136V135H123ZM228 136V137H229ZM66 137V138H65ZM80 137V138H79ZM227 137V136H226ZM19 138V137H18ZM28 138V137H27ZM27 138H26V140H27ZM30 138V137H29ZM28 138V139H29ZM47 138V137H46ZM68 138H71L72 140L74 139L76 142H75V144H76V146H77V149L74 147V143H70V140L68 141ZM124 138V139H123ZM11 139H14V138H11ZM20 139H22V138H20ZM25 139V138H24ZM23 139V140H24ZM37 139V138H36ZM36 139H33L34 141L33 142H35V140ZM61 139H67V141L66 140H64V141H66V143L63 141V140H61ZM114 139V138H113ZM113 139H111L112 141H113ZM116 139V140H117ZM122 139H123V141H122ZM7 140H8V138H7ZM19 140V139H18ZM22 140V141H23ZM30 140H32V139H30ZM73 140V141H74ZM108 140V139H107ZM110 140V139H109ZM216 140V141H215ZM12 141H14V140H12ZM12 141H10L9 143H6V147H8L9 149L7 150V148L5 147V151L3 152V147H2V154L4 153V155H2V154H0V158H1V160H2V156L4 157L6 154H8V158H10V152H11V150H12V148H11V145H9ZM20 141V140H19ZM42 141V140H41ZM59 141H63L62 143L67 147L69 144H70V147L69 148H71V146H72V148L74 147V149H76V150H78V151H75L74 149H73V151L71 150V152H76V154L77 155H75V160L73 159V161H72V159L70 160V157L72 156L73 157V155H71V154H73V153H70L69 151H70V149L68 150V148H66L67 150H68V152L70 153V157H69V154H67L68 152L66 151V149L64 148V145L63 144H61L60 146H62V148H60L59 147V143H61V142H59ZM72 141V142H73ZM101 141H103L104 143L102 144V142ZM111 141V142H112ZM0 142V143H1ZM7 142V141H6ZM16 143L18 142V141H15ZM14 142V143H15ZM29 142V143H28ZM27 143L29 144V145H32V144H30V142L31 141H28ZM68 142V143H67ZM82 142V143H81ZM110 142V141H109ZM108 142V143H109ZM115 142V141H114ZM14 144V145H12V147L14 146H16L17 145V147L18 148H14L13 147V150L14 149H16L17 151H18V149H22L19 145V142L17 143V144ZM26 143V142H25ZM25 143H23V146L25 145ZM51 143H52V145H51ZM78 143H81L82 145V147H79L78 148V146H80V145H78ZM87 143L86 144H84V146L85 145H87ZM93 143V144H92ZM100 143L103 145V146H105L106 148H107V151H109V152H111L112 151V154L114 153V157L112 156L111 157V155L112 154H110V155H108V153L105 151V154L107 153V156L106 157H108V156H110V157H108L109 159H110V161L109 162H107V161H105V157H104V155L103 156H101V155H99V156H97L98 154H97V152L98 153H100V151H99V148L100 149H102V145L100 146ZM5 144V143H4ZM12 144H13V142H12ZM19 144V145H18ZM35 144V143H34ZM53 144H54V146H56V147H58L56 150L58 151V152H56L54 149H52L54 146H53ZM67 144V145H66ZM74 144V145H73ZM90 144H88L89 146H90ZM109 144H111V143H109ZM112 144H113V142H112ZM111 144V145H112ZM216 144H218V145H216ZM1 145V144H0ZM3 145V144H2ZM1 145V146H2ZM110 145V146H111ZM227 145H228V141H227ZM1 146H0V152H1ZM49 146V148L51 147V149L50 150H48L47 149V151H49V152H46V148ZM92 146H90V149H91V147ZM99 146V147H98ZM202 146H204V148L202 149ZM213 146V147H212ZM216 146V147H215ZM226 146V145H225ZM25 147H30L31 148V150H33V147H31V146H25ZM24 147V148H25ZM42 147V148H43ZM86 147V146H85ZM85 147H83V148H85ZM88 147V146H87ZM86 147V148H87ZM11 148V149H10ZM23 148V149H24ZM30 148H28V149H30ZM36 148H37V145H36ZM63 150V149H65L64 151L66 152V154L63 156V154L65 153H62V151L60 150ZM82 148V149H83ZM84 149V150H86L87 151V149ZM89 148V147H88ZM104 148V147H103ZM88 149V151L87 152H90L91 150H94V149ZM111 151H110V150ZM209 149H211L210 150V152H207V151H209ZM213 149V150H212ZM10 150V151H9ZM12 150V151H13ZM27 149H24V151H26ZM35 150V149H34ZM59 150H60V152H61V154H60V152H59ZM84 150H81V151H84ZM27 151H29V150H27ZM36 151V150H35ZM34 151V152H35ZM36 151V152H37ZM53 151H55L56 153H58L57 155H59V157H57V159L55 158L56 157V153L55 152H53ZM203 151H205V154H203L204 155V157L202 156V153H203ZM213 151V152H212ZM16 152V151H15ZM15 152L13 151V152H11V154L12 153H14V155L17 157V161H14V162H20V159L18 158V157H20V155L22 154V152H21V154H18L19 156H17V154H15ZM19 152V151H18ZM18 152H16V153H18ZM34 152H25L26 154H22V156L21 157H24L23 155H27V154H29V153H31V155L34 153ZM78 152V153H77ZM87 152H85L84 151V153H82V154H88ZM103 152V151H102ZM101 152V153H102ZM202 152V153H201ZM94 153V154H95ZM122 153V152H121ZM212 153H213V155H212ZM220 153V152H219ZM226 153V152H225ZM228 153V152H227ZM104 154V153H103ZM2 155V156H1ZM30 155V154H29ZM53 155H55V156H53ZM88 155V156H89ZM200 155V156H199ZM219 155V154H218ZM217 155V157H219ZM224 155V154H223ZM28 156V155H27ZM26 156V157H27ZM69 157V159L68 160H70V161H68V160H66V158L63 160L62 158L63 157ZM84 156H85V158H86V156L87 155H82V158H84ZM89 156V157H90ZM118 158L119 156L121 157H119V161H116L117 160V158ZM198 156V157H197ZM202 156V157H201ZM211 156V157H210ZM227 156V155H226ZM6 157V156H5ZM26 157H24V160H25V162H26V160L29 162V161H34L35 159H36V156H34V159H31V160H28ZM29 157V156H28ZM54 157V158H53ZM61 157V158H60ZM103 157H104V159H103ZM30 158H31V156H30ZM51 160H50V159ZM60 158V159H59ZM80 158H81V156H80ZM84 158V159H85ZM113 158V159H112ZM114 158H116L115 159V162H114ZM196 158V161L194 160ZM198 158V159H197ZM200 158H201V160H200ZM220 158V157H219ZM225 158V157H224ZM4 159V158H3ZM6 159L7 158H5L3 161H6ZM18 159H19V161H18ZM202 159H204V160H202ZM211 159V160H212ZM8 160V159H7ZM9 160H11L12 161V157L9 159ZM8 160V161H9ZM21 160H23V158H21ZM53 160V162L52 163H54V164H57L56 162H58V164L56 165L57 166V169H55V167L56 166H54V164H52V163H50V161H52ZM54 160H56V161H54ZM65 161V162H67V164L68 163H70V164H68V165H75V163H76V165H78V166H75V170H76V167H77V170L78 169H80L79 171H80V174L79 173H75V172H79V171H73V169L70 167V166H68V165H66V163L64 162V164H61V162L60 161ZM86 160V159H85ZM113 160V161H112ZM197 160H199L200 161V163H202V164H200L199 163V161H197ZM8 161H6V162H8ZM32 161H31V163H32ZM42 161H48V164H47V162H43L45 165L44 166H42L43 165V163H42ZM63 161H62V163H63ZM74 161H76V162H74ZM111 161L112 162H114V166H112V164L113 163H111ZM195 161V162H194ZM203 161V162H202ZM13 162V163H14ZM60 162V163H59ZM74 162V163H73ZM117 162H118V164H117ZM193 162V163H192ZM223 162H224V160H223ZM0 163H1V165L2 166H4V168H5V166L6 165H3V163H5V162H1L0 161ZM11 162H8V163H6L7 164V168H8V171H7V169H6V172H5V170H3V172H2V168H0V175H1V173L3 174V173H5L6 175L7 174H9V173H11V171H15V170H17L18 169V167H17V163H14V164H16V166H15V168H17V169H15V170H9V168H11L12 169V167H13V165L11 166V165H8V164H10ZM23 162H21V164H22ZM73 163V164H72ZM107 163H108V166H107ZM195 163H198L199 164V167H201V169H199V170H202V171H199V170H196V166H194L195 165ZM203 163H204V165H203ZM219 163V165L220 166H222L221 165V162H218ZM218 163H217V165H213V162H212V164H211V167H212V165L215 167V169H216V171L217 172H219V167L220 166H218ZM38 164H39V162H38ZM53 165V166H48V167H51V168H49L48 169V167L47 168H44V167H46L47 165ZM59 164L61 165L60 167H59ZM111 164V165H110ZM181 164H183L182 166H181ZM192 164V165H191ZM216 164V163H215ZM26 165V164H25ZM65 166V168H66V170L68 171V172H73L72 174L70 173H68L66 170H65V168H64V166ZM110 165V166H109ZM206 165V166H205ZM208 165V166H207ZM10 166V167H9ZM19 166H22V165H20L19 164ZM24 166V165H23ZM29 166H30V164H29ZM186 166H188V167H186ZM192 166V167H191ZM203 166H205V167H203ZM218 166V167H217ZM28 167V166H27ZM31 167V166H30ZM43 167V168H42ZM54 167V168H53ZM59 167V168H58ZM71 168V169H68V168ZM108 167H110V169L108 168ZM182 167L184 168L183 169V171L181 170L182 169ZM193 167H195L194 169H193ZM208 167V168H207ZM25 168V167H24ZM52 168H53V174H52ZM63 168V169H62ZM107 168H108V170H107ZM181 168V169H180ZM189 168V169H188ZM14 169V168H13ZM22 169V167L21 168H19L18 169V171L19 170H21ZM26 169V168H25ZM24 169V170H25ZM43 169V170H42ZM44 169H46V170H44ZM60 169H62V171L63 170H65V171H63V173L64 172H66L67 174H68V176L66 175V173H64L65 175H63V173H62V171H59ZM126 169H128V171L130 170V172H126L127 170ZM178 169H180V170H178ZM186 169L188 170V171H186ZM24 170H22L21 172L22 173H24L23 171ZM27 170L28 169H26V174H25V176L26 177H24V175L23 174H19V173H21V172H19L18 173V171H17V173H11V174H13V176L14 177H12V178H15V175L14 174H16L17 175V178H16V180L19 178L18 177V174H19V176L20 177H22V178H27V177H32L31 175H28L27 176ZM51 172H50V171ZM55 170H57L58 171V173L55 171ZM220 170H223L222 168L220 169ZM32 171V170H31ZM41 171H43V172H41ZM47 171V172H46ZM124 171L129 175V174H131V176L132 177H129V180L130 181H128V178L126 179L125 178V180H127V184L125 185V183H126V181H124L122 178H121V176H120V178L122 179V183H123V181H124V184H121L120 182L119 183H117V181H118V177H117V175L116 174H118V173H120V175H124L123 173H124ZM180 173L179 175H178V172ZM210 171H211V169H210ZM210 171L207 173L208 175H206V174H204L205 176V178H203V179H206V180H202L203 181V193H204V195H203V193H200V195H202V196H200V197H198L197 198V200H201V199H203V198H205V199H207V195L209 194V193H211L210 192V189H211V186H209V184H211V185H213V181L217 178V177H215L214 175V177H215V179L214 178H212L213 176H211L210 178H209V176H210ZM38 172V171H37ZM50 172V173H49ZM176 172V173H175ZM185 174L184 176H183V173ZM188 172V173H187ZM190 172V173H189ZM191 172H192V174H191ZM212 172V171H211ZM215 172V171H214ZM223 172H225L224 170H223ZM32 173H34V172H32ZM49 173V174H48ZM56 173L57 174H59V173H61V174H59V176L58 177H64V178H57V175H56ZM122 173V174H121ZM188 175H190V176H188ZM10 174V175H11ZM29 174H30V171H29ZM38 174V173H37ZM50 174H52L51 176H50ZM75 174V175H74ZM127 174H125V175H127ZM213 174V172L211 173V175ZM223 174V173H222ZM60 175H63V176H60ZM116 175V176H115ZM180 175H182L183 177H181ZM224 175V174H223ZM222 175V176H223ZM5 176V175H4ZM12 176V175H11ZM33 176H36V173H35V175L33 174ZM54 176V177H53ZM114 176L116 177L115 178V180H117L116 181V183H117V185H116V183H114L113 181H111L113 178H114ZM130 176V175H129ZM185 176H187L186 178H184ZM194 176V175H193ZM9 177V179L11 178L10 176H7V178ZM56 177V178H55ZM126 177H128V176H126ZM181 177V178H180ZM228 177V176H227ZM1 178H3V176H1L0 177V180H1ZM5 179H7L6 177H4ZM34 178V177H33ZM31 179V178H29V179H31L32 180V182H33V180L35 181V179ZM176 178H179L180 180H178V179H176ZM212 178V179H211ZM222 178V177H221ZM220 178V179H221ZM120 179V180H121ZM185 179V180H184ZM211 181H210V180ZM218 179V178H217ZM11 180V179H10ZM9 180V182L10 183H12L11 181ZM15 180V179H14ZM27 180V179H26ZM26 180L25 179H23V181H25L26 182ZM31 180H28V182L29 181H31ZM183 180H184V182H183ZM192 179H190V181H191ZM213 180V181H212ZM222 180V179H221ZM2 181V180H1ZM13 181V180H12ZM21 182V179L20 180H18V182ZM110 181H111V184L112 183H114V184H112V188L111 189H113L112 191H108V190H106V189H108L107 188V184H109L110 183ZM179 181V182H178ZM189 181V180H188ZM210 181V182H209ZM3 182H5V183H3ZM6 182H7V184H10L9 182H8V180L6 181V180H4L3 179V181H2V183L3 184H6ZM25 182L24 183H22V185H25ZM28 182H26V184L28 183ZM177 182H178V184H177ZM181 182V183H180ZM198 182V181H197ZM205 182H207V183H205ZM215 183H216V181H214ZM15 183H17L16 181L14 182L13 181V185L15 184ZM40 183V182H39ZM175 183V184H174ZM190 183V182H189ZM214 183V184H215ZM0 184H1V182H0ZM18 184V183H17ZM17 184H15V188H19V187H23L22 189H17V191L18 190H20L19 192H20V194L17 192V194H19V195H17V197L18 196H21V194H23L25 191L23 190V189H25V187L27 188V186L25 185V187L24 186H19L20 185V183H19V185H18V187H17ZM30 184H28V185H30ZM110 184V185H111ZM174 184V185H173ZM207 184H208V186H207ZM177 185V186H176ZM178 185L180 186V187H178ZM204 185L206 186V188L208 189V191H207V189L204 187ZM8 186V185H7ZM11 186L12 185H10V187L9 188H11ZM182 186H183V188H182ZM215 186V185H214ZM213 186V187H214ZM3 187H6V185H3ZM29 188H31L30 186H28ZM108 187H109V185H108ZM175 188V190H173V188ZM6 188H8V187H6ZM6 188H4L3 190H5ZM15 188H14V190L12 191V189L9 191V189H7L8 190V192H9V197L8 198H10V192L12 191L13 193H14V191H15ZM0 189H2V187H1V185H0ZM110 189V190H111ZM181 189H183V190H181ZM213 189V188H212ZM212 189H211V191H212ZM21 190H23L24 192H21ZM28 190V189H27ZM31 191H32V189H30ZM29 190V191H30ZM176 190H177V192H179V190H180V192H179V194L181 193V196L178 194V197L176 196L177 194H176ZM186 190V191H185ZM171 191H174L175 192V194L173 195V193L174 192H171ZM184 191V194H182V192ZM206 191V192H205ZM5 192V194L7 193L6 192V190L5 191H3V193ZM187 192V193H186ZM208 192V193H207ZM3 193H1L0 192V194L2 195V197H4L5 195L3 194ZM12 193V194H13ZM26 193V192H25ZM29 193V192H28ZM30 193V194H31ZM171 193V194H170ZM207 193V195H205ZM13 195H16V194H13ZM170 195H172L171 197H170ZM7 196H8V194H7ZM174 196H176V197H174ZM182 197L181 199H180V197ZM190 196V195H189ZM22 197V196H21ZM57 198V200L56 201H59V204L62 206L63 204H65V206H62V208H61V206L59 207V205H57V206H55V204L57 203L58 204V202H55L54 200ZM203 197V198H202ZM210 197V196H209ZM6 198V197H5ZM59 198H61V199H59ZM177 198V199H176ZM201 198V199H200ZM2 199V198H1ZM18 199H21L20 197H18ZM190 199H191V197H190ZM205 199H204V201H205ZM9 199H7V201H8ZM61 200V201H60ZM179 200L180 201H182V202H179ZM192 200V199H191ZM209 200V199H208ZM1 201L2 200H0V203H1ZM4 201V200H3ZM202 201V203L204 202L203 200H201ZM200 201V202H201ZM5 202H6V200H5ZM4 202V203H5ZM62 202V203H61ZM164 202H165V205H167L168 204V206H165L166 207V209H165V207L163 208V207H160V210L159 211H161L160 213H159V211H158V215L157 214H153L152 215V213L150 212V218L147 216L149 213H147V210L148 209H146L147 208V206H148V208L150 207V205H152L151 206V208L149 209V210H153V208L155 207L156 208V206L157 205H159V206H161L162 204H164ZM177 202V203H176ZM194 202V201H193ZM200 202H198L197 201V203H199L200 205L202 204V203H200ZM4 203H2V205H0V206H2L3 207V204ZM7 203V202H6ZM14 203V202H13ZM16 203V204H15ZM14 203V205L16 206L17 205V203L18 202H15ZM23 203V202H22ZM54 203V204H53ZM167 203V204H166ZM179 203H181V204H179ZM191 203V202H190ZM196 202H195V204H197ZM20 203H18V205H19ZM24 204V203H23ZM52 204H53V207H52ZM155 206H154V205ZM161 204V205H160ZM199 204H198V206H199ZM17 205V206H18ZM172 205V204H171ZM192 205V204H191ZM6 206V205H5ZM20 206V205H19ZM159 206H158V208H159ZM177 206V207H176ZM186 206V205H185ZM202 206V205H201ZM1 207V208H2ZM35 207V208H34ZM50 207H52L53 209H51ZM55 207H57L56 209L57 210H55L54 208ZM68 207V208H67ZM146 207V208H145ZM174 207V208H173ZM188 207V206H187ZM191 207V206H190ZM189 207V208H190ZM0 208V209H1ZM4 208V207H3ZM51 210H50V209ZM58 208H59V210H58ZM65 208L67 209V212H64V211H66L65 210ZM155 208H154V210H155ZM161 208L164 210H161ZM168 208V209H167ZM203 208H204V204H203ZM26 209H24L25 211H26ZM41 209V208H40ZM60 209L62 210V211H60ZM186 209V208H185ZM53 210V211H52ZM69 210V211H68ZM149 210H148V212H149ZM168 210V211H167ZM60 211V212H59ZM167 211V212H166ZM175 211V210H174ZM180 210H178V212H179ZM185 211V210H184ZM204 211H206V210H204ZM36 212V213H35ZM63 212V213H62ZM154 212H156V210L154 211ZM165 212V213H164ZM177 212V211H176ZM178 212H177V216L180 214V212H179V214H178ZM203 212V211H202ZM5 214V211L3 210V212H2V210H1V213H0V216H4V214ZM157 213V212H156ZM171 213V214H172ZM183 213V212H182ZM182 213H181V215H182ZM185 213V212H184ZM2 214V215H1ZM160 214V215H159ZM162 214V215H161ZM158 216H164V218L162 219V218H159ZM180 216V215H179ZM178 216V217H179ZM185 216V215H184ZM169 218V217H171L172 218V220L169 218L167 221H169V220H171V222H168V223H172V225H170V224H168L166 221H163V220H166L165 218ZM136 218V219H135ZM145 218V219H146ZM184 218V217H183ZM183 218L181 217V221H183ZM185 218H186V216H185ZM188 218V217H187ZM186 218V219H187ZM124 219V220H123ZM140 219V220H139ZM155 219V220H156ZM162 219V220H161ZM179 219H180V217H179ZM121 220H122V222H121ZM125 220H126V222H125ZM136 222H135V221ZM139 220V221H138ZM152 220H151V224H152ZM185 220V219H184ZM134 221V222H133ZM146 221H148V220H146ZM161 221L162 222H164L163 224H165L163 227H164V229L167 231V233H165V230L163 229V227L161 228V226L163 225V224H161ZM121 222V223H120ZM132 222V224H130L129 225V223H131ZM166 222V223H165ZM186 222V221H185ZM124 223H128V226H127V228H126V224H124ZM138 223V224H137ZM149 223V222H148ZM158 223L160 224V226L158 225ZM2 224H3V227H4V222H2ZM122 224V225H121ZM136 224V225H135ZM167 224V225H166ZM183 224H184V222H183ZM9 225V224H8ZM17 226V228H16V226ZM121 225V226H120ZM153 225H154V223H153ZM186 225V224H185ZM125 226V227H124ZM137 226V227H136ZM148 226H150V225H148L147 224V227ZM152 226V225H151ZM165 226H167V228L170 226V228H172L171 229V231H169V228L167 229ZM172 226V227H171ZM145 227H141V233L143 232L142 231V229L144 230V228ZM158 227H160V228H158ZM181 227V228H180ZM16 228V229H15ZM121 228H123L124 230H122ZM130 228V229H129ZM178 228V229H177ZM192 228V227H191ZM191 228H190V231H192L191 230ZM1 229H2V227H1ZM128 229V230H127ZM174 229V230H173ZM175 229H176V231H175ZM127 230V231H126ZM145 230H146V228H145ZM159 230H162V232H164L163 234H162V232H160ZM164 230V231H163ZM179 231V233H180V235H178V231ZM0 231H2V230H0ZM124 231V232H123ZM139 231V230H138ZM147 231V233L149 232L148 230H146ZM158 231V232H157ZM122 232H123V234L125 233V236L122 234ZM145 232V231H144ZM143 232V233H144ZM4 233V232H3ZM126 233H128V235L126 234ZM146 233V232H145ZM169 233V234H168ZM171 233V234H170ZM185 233V232H184ZM194 233V232H193ZM120 234H122L121 235V237L120 236H118V235H120ZM159 234H161V235H159ZM165 234V235H164ZM172 234H173V236H172ZM2 235V236H1ZM145 235V234H144ZM162 235H163V237H162ZM124 236V237H123ZM126 236H129V237H127L126 238ZM135 236V235H134ZM187 236H188V234H187ZM187 236H186V239H187ZM120 237V238H119ZM139 237V236H138ZM150 237H152V238H150ZM119 238V239H118ZM121 238H124V239H122L121 240ZM161 239V240H163L164 242H162L161 240H159V242L157 241L158 239ZM163 238V239H162ZM173 238V239H172ZM178 238H176L177 240H178ZM191 238V237H190ZM129 239L127 240V241H129ZM134 239V237L132 238V240ZM138 239V238H137ZM153 239V240H152ZM119 240H121V242H119ZM132 240H130L128 243L126 242V244H127V246L128 245H130V242L132 241ZM135 240V239H134ZM133 240V241H134ZM144 240V241H143ZM180 240V239H179ZM181 240H183V241H185V238H182ZM123 241V242H122ZM147 241V242H148ZM173 241H172V243H173ZM135 243H132L130 246H133V247H135L134 245L136 244L137 245V243H138V241H137V243H136V240L134 241ZM146 242V241H145ZM144 242V243H145ZM149 242V243H150ZM162 244H161V243ZM170 242V241H169ZM139 243H140V241H139ZM149 243H147V244H149ZM154 243V244H153ZM158 243H160V244H158ZM175 243V242H174ZM118 244V245H117ZM126 244L124 243V246H126ZM134 244V245H133ZM142 244V243H141ZM141 244H139V247L141 246ZM256 244V243H255ZM116 245L117 246H119V247H116ZM157 245V246H156ZM162 246V248H161V246ZM168 245H169V243H168ZM170 245H172L171 243H170ZM177 245V244H176ZM248 245V244H247ZM258 245V244H257ZM257 245H255V246H257ZM127 246H126V250H127ZM129 246V247H130ZM145 246H147L146 244H145ZM173 246V245H172ZM239 246V245H238ZM252 246V245H251ZM138 247V246H137ZM137 247H135L136 249H137ZM139 247H138V249H139ZM175 247V246H174ZM254 247V246H253ZM258 247V246H257ZM256 247V248H257ZM149 248L151 249V247H150V244H149ZM162 250H161V249ZM176 248H177V246H176ZM238 248V247H237ZM251 248V247H250ZM129 249V248H128ZM131 249V248H130ZM135 249V251H137ZM149 249V250H150ZM153 249V248H152ZM151 249V250H152ZM156 249V248H155ZM160 249V250H159ZM125 250V251H126ZM132 250V249H131ZM147 250V248L145 249V251L143 250L142 251V249H141V252H144V253H141V255L142 254H144V258L145 257H147L146 256V253L149 251H146ZM174 250V249H173ZM259 250H261V249H259ZM259 250H256L255 249V251L253 250V252H255V257H257V255H259ZM129 250H127L126 251V254H127V257L125 258V260L128 258L129 260V262H127V263H130L131 262V260H133V256L134 255H130L129 254V252H128ZM133 251H134V249H133ZM133 252L134 254H136V252ZM153 251V250H152ZM155 251V250H154ZM157 251H155V254L157 255ZM162 251H164V252H162ZM168 251V250H167ZM175 251V250H174ZM177 251L178 252H180L178 249H177ZM239 251V250H238ZM146 252V253H145ZM236 252V251H235ZM247 253H246V255L248 254L249 255V253H248V251H246ZM118 253H119V255H118ZM121 253H124V248H123V252H121ZM132 253V254H133ZM160 253V254H161ZM168 253V252H167ZM171 253V252H170ZM169 253V254H170ZM174 253V252H173ZM252 253V252H251ZM261 253H264V251H261L260 252V255H261V258H260V256H258L259 257V260L261 261H257V258H256V262H258L257 264H264V261H262V260H264V254H261ZM125 254V253H124ZM125 254V255H126ZM138 254V253H137ZM148 254V253H147ZM155 254H153L154 256H151V258H153V257H155L156 255ZM160 255L161 257H159L160 258V260L159 259H157L159 262H161L162 264H163V260H161V258L163 257V255ZM176 254V253H175ZM179 254V253H178ZM239 254V253H238ZM243 254H244V252H243ZM253 254V253H252ZM251 254V256L252 257H254L253 255ZM166 256H167V254H165ZM174 255V254H173ZM172 255V256H173ZM243 256V258H245V260L244 261H246V259H247V262H250L251 261V259H252V257H250V258H248L247 256ZM130 256H132V257H130ZM141 256V257H142ZM159 256V255H158ZM157 256V257H158ZM166 256H164V257H166ZM172 256H170V257H172ZM242 256L240 257L241 259H242ZM122 257H123V259H122ZM138 257H139V255H138ZM157 257H155V259L157 258ZM226 257V256H225ZM135 258H137V255H136V257ZM140 258V257H139ZM139 258H137V260L139 261ZM149 258V257H148ZM177 258V257H176ZM191 258V257H190ZM239 258V257H238ZM121 259V260H120ZM131 259V260H130ZM141 259V258H140ZM154 259V258H153ZM153 259H151V260H149L150 262L149 263H147V264H156L157 262H155ZM170 260H171V258H169ZM178 259H180V258H178ZM177 259V260H178ZM117 260H119L118 262H117ZM135 260V259H134ZM137 260H135V261H137ZM143 260V259H142ZM168 260V259H167ZM240 260V259H239ZM127 261V260H126ZM125 261V262H126ZM153 261V262H152ZM176 261V260H175ZM180 261V260H179ZM204 261V260H203ZM223 261V260H222ZM221 261V262H222ZM233 261V260H232ZM242 260H240V264L242 263L241 262ZM124 262V260H123V264H126ZM134 262V261H133ZM181 262H182V260H181ZM188 262V261H187ZM238 262V261H237ZM246 262V263H247ZM254 262V261H253ZM132 263V262H131ZM135 263V262H134ZM139 263H141V260L139 261ZM160 263V264H161ZM166 263V262H165ZM164 263V264H165ZM171 264L170 262H167L166 264ZM178 263H180V262H178ZM190 263V262H189ZM204 263V262H203ZM233 263V262H232ZM239 263V262H238ZM245 263V264H246ZM136 264H138V262L136 263ZM142 264V263H141ZM143 264H146L145 262L143 263ZM157 264H159V263H157ZM175 264V263H174ZM184 264V263H183ZM222 264H224L223 262H222ZM226 264V263H225ZM248 264V263H247ZM253 264V263H252ZM254 264H256V263H254Z\"/></svg>",
    "mask_w": 264,
    "mask_h": 264
},
{
    "label": "rangeland",
    "instance_id": "obj_2",
    "mask_svg": "<svg viewBox=\"0 0 264 264\" xmlns=\"http://www.w3.org/2000/svg\"><path fill=\"white\" fill-rule=\"evenodd\" d=\"M27 1L28 0H0V84H4V82H6V80H5V76H6V73L7 74H9V71L11 70L12 72L13 71H15V69H16V71H17V69L19 68V67H17V65L18 66H20V63L21 64H23V63H26V59L24 60L23 59V56L25 55L24 53H26V55H25V57L27 56V55H30V47L29 46H32V48L33 47H35L34 49H36V48H38V53H40V51L42 50V46L43 45H39V42H40V44H42L41 43V38L40 37H44V35L43 34H45V31L43 30L44 29V27H43V25L42 24H44V23H46L45 21H44V19L46 20H48V18L47 17H49L50 18V15H48L49 13L51 14V10L52 9H54L55 7H56V5H53L52 4V2H53V0L51 1V0H38V4L36 5V6H34V7H28L27 6ZM46 1L49 3H46ZM99 1H102V0H99ZM107 1H109L108 3H110L109 5H108V7L109 6H111V8H113V10H111V11H113V13L110 11V13L108 12H106V15L107 16H105V13H102L104 16H102V15H92V16H96V17H108V15L109 14H112L113 16H111L112 17V20L114 19V17H116V16H114L115 15V13H116V7H114L115 5H113V3L115 2V4H116V1H114L113 2V0H112V2H111V0H107ZM107 1H105L106 3H107ZM119 1H121V0H119ZM118 1V2H119ZM125 1H128V0H122V2L125 4L126 2ZM134 1V0H133ZM136 2H138L137 0H135ZM134 1V2H135ZM146 1V0H145ZM147 1H149V0H147ZM152 1V0H151ZM188 1H190V0H153L151 3H146V4H149V5H144V1H142L143 2V4L139 1V3H137L138 4V8H137V10L135 11V9H134V11H133V8H131L130 6H132L133 7V3L132 4H130V6H128L129 8H131V9H129L128 11H130L131 10V12L129 13L128 11V14L126 13H122V12H126V7H125V5H124V10L123 11H121L122 9V7L120 8L119 6H117L118 7V12L116 13V15H120V13L121 14H123V15H121L122 17H119V18H117V21H119V23H121L122 24V22H124V23H129V24H126V25H128V29H130L131 31L133 30V29H131L132 27H131V25L132 26H134L135 27V25H136V27H138V24H139V27H138V29H139V33L138 32H135V33H133V34H137V37L139 38L140 37V35H141V37L142 36H144V38H145V35H149L148 36V39L150 38V37H153L152 39H157V41L159 42H161V40H164L165 41V39H164V33L165 32H167L166 30H168V28H169V23H170V21L171 22H173L172 23V26H173V24L176 26L175 28H179V30H178V28H177V31H180L181 33L180 34H182L183 32L184 33H187L188 34V37L187 38H189V39H193V38H191L193 35H192V32H193V29L195 28V30H194V34H195V36H193L194 37V39L192 40L193 42L195 41V38L196 37H202L203 38V34L205 33H203V34H201V30L199 31V29L198 28H202V27H199L198 25L200 24H198V22H199V19H198V16L196 15L197 13H195V10H193V5L191 6L189 3L190 2H188ZM258 1H261L262 2V0H258ZM45 2V3H44ZM51 2V3H50ZM94 2V1H93ZM92 2V3H93ZM96 2V1H95ZM98 2V1H97ZM104 2V5H106V3ZM118 2H117V4L116 5H118ZM129 2H131V0L129 1ZM128 2V3H129ZM191 2H192V0H191ZM195 2H197L196 0H195ZM213 2H216V1H213ZM257 3V1H251V3H253L254 4V9L256 8V3ZM258 2V3H260V5L259 4H257V8L254 10H252V9H250V10H252L251 12L253 13V12H255L256 14L258 13V10H259V7H261V4L262 3H264V2ZM101 3V2H100ZM128 3H126V4H128ZM217 3H219V2H217ZM13 4V5H12ZM95 4V3H94ZM102 4H103V2H102ZM122 3H120L119 5H121ZM137 4H135V6L137 5ZM142 4V5H141ZM192 4H194V6L195 5H197L198 3H194V1L192 2ZM23 5V6H22ZM98 5H100V4H98ZM98 5H93L92 7H94L95 6V8H93L96 12H102V9L101 8H99L98 7ZM106 5V6H107ZM123 5V4H122ZM212 5L213 4H211V5H209V8H208V10H205V11H209V13H210V11L212 12V15H220V11L221 10H224L223 9V7L222 6H220V5H216V8H213L212 7ZM262 5H264V4H262ZM13 6V7H12ZM106 6H103L102 8L104 9V7H106ZM134 6V7H135ZM210 6L212 7L211 9H210ZM221 7V9H219L220 7ZM97 7H98V11H97ZM127 7V8H128ZM196 7L197 6H195L194 8L196 9ZM217 7H219V8H217ZM3 8V9H2ZM45 8V9H44ZM116 8V9H115ZM262 8H264V7H261L260 9L262 10H260L262 13H260V11H259V15L258 16H261V14H264V9H262ZM24 9V10H23ZM109 9V8H108ZM217 9V10H216ZM225 9H228V8H225ZM12 10L14 11V12H12ZM100 10V11H99ZM105 10L106 9H104V11L103 12H105ZM110 10V9H109ZM116 10V11H115ZM198 10V9H197ZM202 10V14H200L199 13V16L200 17H202V15L203 16H207V13L205 12V11H203V9H201ZM218 10H220V11H218ZM238 10H244L242 7H238ZM30 11V12H29ZM107 11V10H106ZM114 11H115V13H114ZM133 11V12H132ZM95 12V13H96ZM120 12V13H119ZM224 12V11H223ZM229 12V11H228ZM227 12V13H228ZM251 12L248 10V12L247 13H249V14H251ZM94 13V14H95ZM203 13H205V14H203ZM208 13V14H209ZM222 13V12H221ZM227 13H226V15H227ZM38 14L40 15V16H38ZM96 14H98V13H96ZM100 14V13H99ZM211 14V13H210ZM254 14V13H253ZM256 14H254V15H256ZM24 15V16H23ZM170 15H171V17H172V19L170 18ZM222 15V14H221ZM220 15V17H222V16H224V18H225V13L221 16ZM13 16V17H12ZM210 16V15H209ZM20 17V18H19ZM77 18L76 19H79L78 18V16H76ZM82 17H84V16H82ZM89 17H91V16H89ZM95 17V18H96ZM111 17L109 18L108 17V19L106 20L105 18H103V19H105L106 21H102L101 20V22H99L100 21V19L99 20H97L99 23H101L100 24V28H99V31H94L95 33L97 32L98 34H96L97 35V38H99L98 36H102V35H100V34H102L103 32H105L106 30H105V28H104V26H105V23L106 24H108V22L110 21V19H111ZM212 17V16H211ZM219 17V16H218ZM94 18V19H95ZM101 18V19H102ZM203 18V17H202ZM202 18L200 19L201 21H203V22H201V25H207V22H208V19H207V22H205L204 21V19L206 18H203V20H202ZM217 18V17H216ZM215 16H214V24H216V23H218L219 22V20H221V18L218 20V22H215ZM260 18V17H259ZM262 18H264V15H262ZM262 18H260V19H262ZM20 19V20H19ZM29 19H30V21H29ZM51 19H52V17H51ZM85 19V18H84ZM89 19H91L90 21H89ZM88 19V23H89V25L91 24L92 25V30H94L93 29V26L95 27V23H94V25H93V17L92 18H89ZM97 19V18H96ZM210 20H211V18H209ZM218 19V18H217ZM12 20V21H11ZM16 20H18V21H16ZM46 20V21H47ZM82 20H83V18H82ZM224 20V19H223ZM222 20V21H223ZM24 21V22H23ZM37 21V22H36ZM44 21V23H42ZM49 21V20H48ZM52 21H53V19H52ZM77 21V20H76ZM87 21V20H86ZM115 21V20H114ZM117 21H116V25L118 24V25H120L119 23H117ZM262 21V20H261ZM17 22V23H16ZM27 22V23H26ZM90 22H92V23H90ZM95 22V21H94ZM112 22V24H113V26L115 25V22H113V21H111ZM211 22H213L212 20H211ZM2 23V24H1ZM10 23H12V24H10ZM50 23H52V22H50ZM110 23V22H109ZM22 24H23V26H22ZM156 24H160L159 26L158 25H156ZM171 24V23H170ZM209 24V23H208ZM213 24V25H214ZM35 25V26H34ZM39 25V26H38ZM90 25V26H91ZM97 25H98V23H97ZM111 25V24H110ZM124 25V24H123ZM142 25V26H141ZM163 25H164V27L165 26H167V25H169V26H167L164 30L162 29L163 28ZM210 25V24H209ZM209 25H207L208 27H209ZM212 25V24H211ZM2 26V27H1ZM34 26V27H33ZM38 26V27H37ZM122 26V25H121ZM121 26H119V29H120V27ZM144 26H149V27H145L147 30H151L152 29V26H153V29L154 28H156L157 26H158V28H157V30H155V31H157L158 32V30L160 29V34H159V36H160V38L158 39V36H157V34H156V36H153L154 34V32L152 33V36L149 34V32H147V30H145V31H143V28H144ZM156 26V27H155ZM161 26V27H160ZM215 26V25H214ZM213 26V27H214ZM110 26L108 25V28H109ZM126 27V26H125ZM124 27V29H126L127 30V27L125 28ZM129 27H131V28H129ZM150 27H151V29H150ZM196 27H198V28H196ZM107 28V25H106V29H108ZM111 28V27H110ZM116 28H118V27H116ZM174 28V27H173ZM174 28V29H175ZM204 29L206 28L207 29V27H203ZM202 28V30H204ZM2 29V30H1ZM52 29V28H51ZM122 30H120L121 32H124L125 30H123V28H121ZM134 29V30H135ZM161 29L163 30V31H161ZM170 30H172V27L171 28H169ZM6 30V31H5ZM35 30H38V32L40 33L39 35H40V39L39 38H37V36H39L38 35V32L36 33L35 32ZM103 30H105V31H103ZM118 30V29H117ZM133 30V31H134ZM143 32L142 34H140L141 33V31ZM170 30H168V32L170 31ZM176 30V29H175ZM211 30V29H210ZM208 31V29H207V31H208V34H209V32H211V31ZM31 31V32H30ZM32 31H33V33H32ZM83 31V30H82ZM81 31V32H82ZM108 31H110V29H108ZM112 31V32H111ZM110 32H111V35H112V33L114 32L113 30H111ZM116 31V30H115ZM128 31V30H127ZM152 31V30H151ZM175 32L174 31V33H178L179 34V32ZM206 31V32H207ZM4 32H6L5 34H4ZM80 32V30H78V32L76 31V33H75V35L76 34H78V35H74L75 37H76V42L79 40H77V36H79V38H81L80 36H83L84 38H85V35H87V36H89L86 32H88V30H86V34L85 33H82V34H80L81 33ZM94 32H93V34H94ZM107 32V31H106ZM105 32V33H106ZM118 32V31H117ZM126 32V31H125ZM162 32V33H161ZM167 32V33H168ZM41 33H43L42 35H41ZM89 33V32H88ZM115 33V32H114ZM119 33V32H118ZM145 33H147V34H145ZM151 33V32H150ZM156 33V32H155ZM169 33H171V32H169ZM168 33V34H169ZM212 33V32H211ZM9 34V35H8ZM32 34V35H31ZM83 34H85V35H83ZM91 34H92V31H91ZM91 34H90V39L89 40H91V41H89V42H91V44H92V39L91 38H94L93 36H91ZM104 34V33H103ZM107 34V33H106ZM119 34H121V33H119ZM125 34V33H124ZM133 34H128L130 37V39H127V40H129L128 42V46L129 47H127V45L126 44H124V42H120V40H122V39H117L116 40V38L117 37H115V36H118L117 34L115 35V34H113V35H115L114 37H115V41L113 40V41H110V42H112L111 44H109L108 43V45L107 46H105V45H102V48L104 49V48H106L105 50H103L102 48H100V46L98 47V45H97V48H98V50H97V52H99V50L100 51H102L103 53H102V55H104V57H107L108 58V56L110 57L109 58V60H111V62H114V63H116L114 60H117V58H114V57H117L118 56V53L120 54L119 56L121 57L122 56V53L123 52H121L120 50L122 49V48H125L124 50H126L127 48H129L128 50H130V51H133L132 53H134V52H136V53H134V55H135V57H137V59L139 58V61L141 60L140 58L142 57V58H144L145 57V61H140V63L141 64H139V65H143L144 63L146 64V62H148V64H146V65H148V68L147 69H149L150 67H149V65L150 64H152L151 66H153V64L155 65H158L157 63H155V62H157V55L155 54L154 56H153V53L152 54H150L151 52H150V50H152L153 51V47H152V45H151V47L152 48H150V46L148 45V44H146V43H149L150 41H152V42H154V40H151V38H150V41H146L145 39H147V38H140V40H138L135 36V38L138 40H136V39H134V40H132L131 39V37L133 36ZM166 34V33H165ZM178 34H177V37H178ZM179 34V35H180ZM207 34V33H206ZM213 34V33H212ZM212 34H210V36H213ZM6 35V36H5ZM18 35V36H17ZM25 35V36H24ZM37 35V36H36ZM108 35H109V32H108V34L106 35V36H104L103 35V38L101 37V39L99 38V40H98V42L99 43H104L103 41L105 40V39H107L108 38ZM127 35V36H128ZM167 35V34H166ZM172 35L174 36H176V34H173L172 33ZM182 35H184V34H182ZM186 35V34H185ZM223 35H225V34H223ZM4 36V37H3ZM35 38H34V37ZM86 36V37H87ZM110 36V35H109ZM121 36V35H120ZM123 36V35H122ZM121 36V38H125L126 39V37L125 36H123L122 37ZM163 36V37H162ZM209 36V37H210ZM105 37H107V38H105ZM119 37V36H118ZM155 37V38H154ZM167 37V39H168V36H166ZM172 37V36H171ZM184 36H182V39H184V41H187V43H188V39L187 40H185V38H183ZM205 37H207V36H205ZM209 37L207 38L208 40H210V42L212 43H217L218 44V42H220L219 44L220 45H222L223 46V44H224V42L225 41H223V43H222V40L220 41H218L217 42V40H213V39H211V37H210V39H209ZM9 38H11V39H9ZM25 38H27V39H25ZM38 39V40H35V39ZM61 38H63V37H61ZM96 38V37H95ZM94 38V39H95ZM105 38V39H104ZM112 38V37H111ZM123 38V39H124ZM128 38V37H127ZM170 38V37H169ZM180 38H181V36H180ZM200 38H197L198 40H200ZM202 38H201V41H202ZM2 39V40H1ZM34 39V40H33ZM102 39H104V40H102ZM108 39H110V37L108 38ZM105 40V41H109V40ZM113 39V38H112ZM144 39L145 41V43H144V45H142L143 44V42H142V40ZM161 39V40H160ZM171 39V38H170ZM170 39H168V41H170ZM173 39V38H172ZM181 39V40H182ZM10 40V41H9ZM23 40V41H22ZM64 40H65V38H64ZM81 40H83V38H81L80 39V45H82L81 44ZM102 40V41H101ZM111 40V39H110ZM119 40V41H118ZM131 40V41H130ZM137 41V43L139 42V41H141V43H138L136 46H139L140 44L142 45L141 47L142 48H144V47H149L148 49H149V51L148 50H146L145 48V51L146 52H149V55H148V53H144L146 56H150L149 58L151 59L152 57H153V59H155L154 60V62H150V59H147V61H146V56H142V54L141 53H139L138 51L140 50V52H145V51H143V49L139 46L138 48L139 49H136V51H134L133 49L131 50V46L130 45H132L130 42H134V41ZM179 40V39H178ZM177 40V41H178ZM197 40V42H199ZM207 40V41H208ZM2 41V42H1ZM9 41V42H8ZM35 41H37L36 43H34ZM67 41V40H66ZM95 41V40H94ZM97 41V40H96ZM156 40H155V42H156V48L158 47V50L156 51V48L154 49L155 51H154V53H156L157 52V54L158 53H161V51L159 50V49H161L160 47V45L159 44H161L160 42H159V46L157 45V42ZM183 41V40H182ZM183 41V42H184ZM203 41H205L206 42V39L204 40V38H203ZM202 41V42H203ZM88 42V39H86L85 40V44ZM89 42H88V44H89ZM127 42V41H126ZM181 41H179L178 43H180ZM182 42V43H183ZM189 42H190V40H189ZM201 42V45L203 44ZM27 43H28V45H27ZM68 43H70V42H68ZM79 42H77L76 44H78ZM83 43V42H82ZM93 43H96V42H93ZM113 43H115V45L117 46V47H115V45L113 44ZM118 43V44H117ZM123 44V46H118L119 44ZM136 43V42H135ZM134 43V44H135ZM151 43V42H150ZM149 43V44H150ZM164 43V42H163ZM178 43H176V44H178ZM187 43H185L184 42V44H186V46H187ZM191 43V42H190ZM213 43H212V45H213ZM214 43V47H215V44ZM5 44V45H4ZM73 44H75V43H72V44H65V41H64V43H63V46L64 45H68V46H70V45H73ZM87 44V45H88ZM89 45V46H91V47H94V46H92V45ZM97 44V43H96ZM105 44V43H104ZM107 44V43H106ZM120 44V45H121ZM155 44V43H154ZM171 44V43H170ZM170 44H168V46L170 45ZM34 45V46H33ZM37 45V46H36ZM79 45V44H78ZM79 45V47H81ZM95 45V44H94ZM124 45H126V46H124ZM164 45H167L166 43H164ZM164 45H162V47L164 46ZM181 45V44H180ZM190 45H193L192 43L190 44ZM196 45V44H195ZM204 45H206V44H204ZM220 45H217L216 46V49L218 48V50H221V49H219L220 47H218V46H220ZM26 46H27V50H26ZM63 46H62V49H63ZM88 46V48H86V45H83V47H81V48H78V46L77 45H73V47H71L72 48V50H71V48L69 49L67 46H65V47H67L64 51L62 50V52H61V54H62V57H61V62L59 61V63H61V66H62V69H61V71H58L57 70V68L55 69V71H58L59 72V77H61L60 76V72H61V75L63 76V78H62V80L63 81H65V84H66V82H69V85H68V83H67V85L65 86V84H64V87L63 86H61V89H62V87L63 88H65L66 87V89H65V91L67 90V87L68 86H70L71 84H73V87H70V88H73L72 90H75V91H77V87H75V83L74 82H78L77 84L78 85H82L83 84V86L84 85H86L87 84V82H88V84H89V81H88V78L90 79V77H91V74L93 75H95V73H92V72H90V74H88L89 73V71H92L91 70V68H93V71L94 72H96L95 70H97L98 71V74L99 73H101L102 74V76H103V78H105V76H108L107 74H106V71H109L110 69H112V67L109 69V70H107L106 69V71L104 70L103 71V69L101 68V66H103V65H98V66H100V68L98 67L97 68V65L94 67H90V59H91V54H88V55H90L89 56V60L87 59V54H85V53H81L80 54V52L81 51H83V52H90L91 50L89 49L90 47ZM111 46V47H110ZM135 46V47H136ZM144 46V47H143ZM168 46H166V48H165V46H164V48H165V50L167 49V47ZM172 46V45H171ZM40 47H42V48H40ZM64 47V48H65ZM109 47V48H108ZM120 47H122V48H120ZM181 47H184V46H182L181 45ZM198 47H199V45H198ZM197 47V48H198ZM73 48H77V49H81L80 51H78L77 49L75 50V51H73ZM112 48V49H111ZM115 48V49H114ZM133 48V47H132ZM137 48V47H136ZM191 48V47H190ZM200 48H203V46L202 47H200ZM89 49V50H88ZM102 49V50H101ZM118 49H120V50H118ZM135 49V48H134ZM199 49V48H198ZM68 50H69V52L70 51H72L70 54H69V52H68ZM88 50V51H87ZM117 50V51H116ZM123 50V49H122ZM163 50V49H162ZM164 50V51H165ZM25 51H27V52H25ZM77 51V54H79L78 55V57L76 56V52ZM105 51V52H104ZM108 53H107V52ZM113 51H116V52H113ZM130 51H128V54L130 55L131 54V52ZM160 51V52H159ZM63 52H65V54L63 53ZM91 52H94V50L93 51H91ZM126 52V51H125ZM124 52V54H126ZM130 52V53H129ZM197 52H201V51H198L197 49H196V53L195 54H199V53H197ZM18 53H20V54H18ZM95 53H96V51H95ZM95 53L94 54H92L93 56H95L96 57V55H95ZM22 54H24V55H22ZM41 54V53H40ZM71 54H75L74 56L73 55H71ZM82 54H85L86 55V59L84 58L85 56L84 55H82ZM98 54H100L101 55V52L100 53H98ZM97 54V55H98ZM112 54L114 55H116L117 54V56H115L114 55V57H112ZM123 54V55H124ZM139 54V55H138ZM140 54H141V56H140ZM143 54V55H144ZM162 54H165V53H162ZM162 54H160V56L162 55ZM17 55H19V57H16ZM44 55H47V54H44ZM99 55V57H100V59H102V57L103 56H100ZM128 55V56H129ZM133 55V54H132ZM131 55V56H132ZM134 55H133V57H134ZM159 55V54H158ZM22 56V57H21ZM65 56V57H64ZM68 56V57H67ZM118 56V57H119ZM125 56V55H124ZM126 56H127V54H126ZM157 56V57H156ZM164 56V55H163ZM195 56V55H194ZM198 56H202V54L200 55H198ZM198 56H196V57H198ZM20 57H21V61L22 60H24L23 61V63L20 61ZM123 57V56H122ZM121 57V58H122ZM133 57H130V58H132L133 59ZM134 57V58H135ZM196 57H193L194 59H196V60H194V62L196 61L197 62V58ZM12 58V59H11ZM148 58V57H147ZM160 58V57H159ZM63 59V60H62ZM78 59H79V61H78ZM84 60V62L83 63H81V64H83V65H81L80 64V62H82L83 60ZM96 59H98V58H96ZM103 59H105V58H103ZM113 59V60H112ZM126 59H128L127 57H126ZM131 59V63H129L130 65H133V63H134V59L132 60ZM136 59V58H135ZM135 60V62H137L138 60ZM11 60V61H10ZM20 61L19 62V64H18V61ZM65 60V61H64ZM69 60H70V62L71 61H78L79 62V64L81 65V67H80V69H78L77 71H74L73 72V68L71 67V64H68L69 63ZM92 60V59H91ZM95 60V59H94ZM93 60V61H94ZM106 60L107 59H105V65H106ZM15 61V62H14ZM54 61H55V64H58V63H56V60L54 59ZM103 61V60H102ZM101 61V62H102ZM118 61V60H117ZM122 61H124L123 59H122ZM121 61V62H122ZM126 61V64H125V62H124V64L125 65H128L127 64V60H125ZM128 61L130 62V59H128ZM139 61H138V63H139ZM205 61H206V59H203V61H201L202 63L204 62L205 63ZM13 62V63H12ZM96 62V61H95ZM120 61H118V63H119V65H122V64H120L121 63ZM133 62V63H132ZM193 62V63H194ZM209 62V61H208ZM16 63H17V65H16ZM85 63H87V64H85ZM91 63H92V61H91ZM99 63H100V61H99ZM104 63V62H103ZM114 63H111V64H114ZM143 63V64H142ZM150 63V64H149ZM207 63V62H206ZM205 63V64H206ZM16 65V66H14V68H13V66H12V68H10L11 67V65ZM54 64V66H56ZM94 65L96 64V63H93ZM100 64H102V63H100ZM135 64V63H134ZM144 64V66H143V68L146 66ZM210 64V63H209ZM264 65V60H262L261 61V63H260V65ZM68 65H70V66H68ZM104 65V66H105ZM118 66V64H114V66ZM125 65H123L125 68L124 69H126V68H128V67H130V66H128V67H126ZM136 65L138 66V67H141V66H139L137 63H136ZM54 66L51 68V70L50 71H54L53 69H54ZM65 66V67H64ZM116 66V67H117ZM123 66H120V72H119V69L117 68V70L116 69H114V67H113V70H116L117 72H119L120 74H121V69H123V68H121V67H123ZM136 66V67H137ZM208 67H209V65H207ZM16 67V68H15ZM105 67H107V65L105 66ZM108 67H110V66H108ZM115 67V68H116ZM137 67V68H138ZM147 67V66H146ZM154 67V66H153ZM159 67V66H158ZM157 67V68H158ZM262 67H264V66H262ZM262 67H260V68H262ZM89 68H90V70H89ZM130 68H132V66L130 67ZM130 68H128L127 70H129V71H132V69L130 70ZM135 68V67H134ZM137 68L136 69H134L135 70V74H136V72H138V73H140V71L141 70H143V68L141 69V70H137ZM161 68H163L162 67V65H161ZM86 69V70H85ZM123 69V70H124ZM140 69V68H139ZM144 69H146V68H144ZM147 69L145 70V71H147ZM5 70V71H4ZM8 70V71H7ZM64 71V73H67V76H69V77H72L73 78V81L74 82H72V81H69V77H68V79L66 78V80L64 79L65 77H67L66 76V74H64L63 73V71ZM122 70V71H123ZM127 70H125L122 74V77L124 76V79L126 80H123L120 76V78H121V81H124V82H128V81H130V77L128 76V75H130V74H128V72H127ZM149 70H152V69H149ZM148 70V71H149ZM154 70V69H153ZM161 70V69H160ZM159 69H158V71H160ZM262 70H264V69H262ZM15 71V72H16ZM66 71V72H65ZM144 71V70H143ZM259 71H261V70H259ZM15 72H13V73H15ZM83 75V76H81V79H82V77H86L87 79L86 80H84V78L82 79V80H84L83 82H81L82 80L80 79V76H79V78L77 77L80 73ZM105 72V73H104ZM112 73V75H114V73H116V75H115V77H113L114 78V82H112V79L110 78L109 79V77H111V76H108V77H106L105 78V80L108 78L109 80H107V81H103L104 79H100V80H102L103 81V83L102 82H99V83H102V84H99L98 82H95V81H98V80H95L94 81V83H92L93 85H95L96 83V85H101L102 87L104 86V89H105V94H104V92H103V94L104 95H106V96H108V94L109 93H124V92H122L121 90V92L120 91H116V89L118 90V88H116L115 86H116V84H117V82L119 81V79L120 78H118V75H119V73H118V75H117V72H115V71H111ZM114 72V73H113ZM127 72V73H126ZM2 73H3V75H2ZM69 73V74H68ZM79 73V74H78ZM125 73H126V75H125ZM131 73V72H130ZM259 73V72H258ZM260 73H262V74H264V71H261ZM10 74H12L11 72H10ZM108 74H110L109 72H108ZM134 74V72L132 73V75ZM243 74V73H242ZM242 74L241 73H236V76L238 77V75H239V77L240 76H242ZM262 74H260V76H258V74H257V77H254V76H256V75H254V76H252L250 79H252L253 77H254V81L253 82H255L256 83V86H260V87H264V82H262L261 80H260V78L259 77H262L261 75ZM50 75V74H49ZM89 77H88V76ZM234 75V74H233ZM249 75H252V74H250L249 73ZM101 76V77H102ZM117 76V77H116ZM234 77L235 79H236V82H237V80H240L241 78H239V79H237V77ZM243 76H244V74H243ZM48 77V76H47ZM46 77V78H47ZM53 77V78H52ZM94 77V76H93ZM4 80H2V79ZM45 78V79H46ZM49 78H51L53 81H54V76H52L51 75V77H49ZM80 79L79 81H78V79ZM116 78H117V80H116ZM131 78H133L132 76H131ZM227 78H229V77H227ZM230 78H232V76L230 77ZM229 78V79H230ZM244 78V77H243ZM6 79H7V81H8V83L10 82V79H8V77L6 76ZM50 79V80H51ZM76 79H77V81H76ZM91 79H92V77H91ZM129 79V80H128ZM235 79H234V82H235ZM245 79H246V76H245ZM250 79H248V83H250ZM262 79H264V77H262ZM68 80V81H67ZM94 80V79H93ZM242 80V79H241ZM46 81V80H45ZM45 81H44V83H45ZM53 81H50V82H52V85L54 84L53 83ZM85 81H86V83H85ZM109 81H111L112 83H109ZM120 81V82H121ZM131 81H132V79H131ZM229 81H233V79L232 80H229ZM247 81V80H246ZM40 82H42L41 84H42V87H44L45 89L43 90V92L44 93H47V94H49V92H51V90H52V92L55 94H57L58 92H60L61 93V91L60 90H58L57 91V89L56 90H53V89H51V87L52 86H50V87H48L51 83H49V79L46 81L47 83H45V84H48L47 85V88H46V86H45V84L43 83V81H40ZM70 82H71V84H70ZM92 82V81H91ZM105 82V83H104ZM115 82H116V84H115ZM7 83V84H8ZM80 83H82V84H80ZM106 83H108L107 85L110 87V88H114V90H115V92H113L114 90L112 89V92L110 91V89H108L105 85H103V84H106ZM115 84V86H112V85H114ZM123 82H121L120 84H122ZM130 82H128L127 84H129ZM3 84H2V86H3ZM10 84V83H9ZM88 84H87V86H88ZM112 84V85H111ZM119 84V83H118ZM117 84V85H118ZM120 84L117 86V87H123L122 85H124V84H122L121 86H120ZM253 84V83H252ZM258 84V85H257ZM5 85V84H4ZM11 85H12V83H11ZM63 85V84H62ZM78 85H76V86H78ZM92 85V86H93ZM2 86H0V89L2 88ZM72 86V85H71ZM80 86L78 87L79 88V94L81 93V91L82 92H84V90H80ZM86 86V87H87ZM89 86H91V85H89ZM85 87L84 89H88V91L90 92V89L89 88H92V86L91 87ZM247 86H249V84H247ZM253 86V85H252ZM41 87V88H42ZM96 87V86H95ZM102 87H100V86H98V88L99 89H97V90H100ZM108 89V94L106 93V91H107V89ZM251 87V86H250ZM49 88L51 89V90H49ZM52 88H54V87H52ZM75 88V89H74ZM97 88V87H96ZM123 88H125V87H123ZM259 88V87H258ZM47 89V90H46ZM55 89V88H54ZM59 89V88H58ZM104 89H101V92H102V90H104ZM122 89V88H121ZM251 89H253V88H251ZM256 88H254V90H255ZM64 90V89H63ZM71 90V91H72ZM94 90H95V88H94ZM97 90H95V91H97ZM259 90V89H258ZM1 91V90H0ZM49 91V92H48ZM65 91H62V92H64V96L66 95V93H68V92H70L71 93V91H70V89H69V91L67 90V92L65 93ZM86 91V90H85ZM123 91H125V90H123ZM249 91V90H248ZM87 92V91H86ZM86 92H84V95H83V93H82V95L84 96H82L83 98H85V95L86 96H88L87 94H85ZM245 92H247V90L245 91ZM244 92V93H245ZM255 92V93H254ZM249 91L248 92V94H249V97H248V95L246 96V94H244L245 95V98H244V101H245V104H240V103H238V102H240L241 101V99H240V101H236L237 102V104H239L240 106H242V105H246V108L243 110V109H241L240 111H238V112H242V110H243V112L241 113L242 115H241V117H239L240 119H239V121H238V123L236 122V121H232V122H235V124H231L230 122V124H231V126H233V131H232V133L229 131V126H226V127H224L225 129L227 128V127H229V128H227V130L226 131H228V132H230L231 133V135H230V133L229 134H226V136L224 137L223 135H220L219 134V136H223L222 138H216V142H218V140L220 139V142H221V140H222V143H221V145H219L220 146V148H217V149H221V146L223 147V150H224V152L223 151H220V150H215V148L213 147V149H214V152H215V155H216V152H218L217 153V155L220 157H217V155H216V157H213V159L212 158H207V156H208V154H205V151H203V153H202V156L204 157V155L203 154H205L206 156H205V164H208L210 161H211V164H212V162H213V165L215 166V165H217V163L218 162H221V165L222 166H220L219 165V163H218V166H220L219 167V172H217L216 171V169H215V167L212 165V167H211V164L208 166V167H210L209 168V171H210V169H211V171L213 172V174L211 175V171H210V176H209V178L211 177V176H215V177H217L216 179H215V177L213 176L212 178H214L215 180L214 181H216V183L213 181V185H211V184H209V186H211V189H212V191H211V189H210V192L211 193H209L208 195H207V193L205 194V195H207V199H205V198H203V199H201V200H203L204 201V199H205V201L202 203V201L200 202L199 200H197V198L198 197H200V196H202V195H200V193H203V181L204 180H206V179H203V178H205L204 176V174H206V175H208L207 173L209 172H206L208 169H206V165L205 166H203V167H205V169H203L202 168V170H199V169H201V167H199V164L198 163H195V165L194 166H196V170H199V171H202L203 173H201V175H200V172H198L199 173V175L197 176V174H196V172H195V174H193L192 175V177L190 178V177H188L189 179H187V181H185L186 182V185H184V184H182L183 186H184V189H185V187H186V189H187V192L189 193V195L188 194H186V197H185V194H184V191L182 192V194H184L183 195V197H184V199H186V202L187 203H183L182 201H180L179 200V202H182V204H183V209L181 210V209H179V207L181 208V206L182 205H180L179 207H178V209H175L174 207V210H173V213H172V209H171V207L173 206V204L175 203L174 201H175V199H174V201L173 202H171V204H170V202H168L169 200L170 201H172V199H173V197H171L172 195H170V197H171V199H169L168 201H167V203L169 204V207L168 208H170L169 209V212L168 213H165L164 215H169V216H171V217H173L174 218V220H172V218L171 217H169L171 220H172V223H174L173 225H174V227L176 228V224H177V227H179L178 226V223L180 224V226H182V225H184V226H182V228H184V229H181L180 231H181V233L183 232V230H184V232L180 235V233H179V231H178V235H180V236H182L181 238H178V237H174L175 238V240L176 241H173V240H169L168 238L166 239V241L169 243V245H168V243H166L165 245H167V248H166V250H165V248H164V251H166V253L164 252V251H162V252H164L163 254L161 253V251H157V248L158 247H155V245L153 246L152 245V242H150V240L151 239H149V241L148 240H143L144 242H142V238L143 237H145V239H146V237L148 236L149 237V235L151 236H153V235H156V233L154 234V232H153V230H154V228H155V230H158V229H156V227L155 226H157V222L156 221H158L157 219H156V217H155V215H153L154 213L155 214H157L158 215V211L160 210V207H165V206H168V204L167 205H165V202H164V204H160L161 206H159V205H157L156 206V208H155V210H156V212H154L155 210H154V208H153V210L151 211V210H149L150 208H151V206L152 205H150V207L148 208V206H147V208L146 209H148L149 210V212H148V210H147V213H149L147 216L149 217L151 214H150V212L152 213V215L154 216V219L152 220V216H150L151 217V220H152V224H151V220L150 219H148V218H146L145 216V213H146V211H144L145 213H143L142 214V216L140 215V218H142L143 217V215H144V219L142 220H138L139 221V226H141V224L143 225L144 223H147L148 225H150V226H148L147 227V224H145L146 225V227L143 225V226H141V227H145L146 228V230H148L149 232L147 233V231L145 230V228H144V230L142 229V231L144 232H142L141 233V227H138L137 229L135 228V230H133L132 228H131V233L133 234V235H131L130 234V236H132V237H130L131 239H129V238H127V237H129V236H126V242L128 243L130 240H132V238L134 237V239L136 240V243H137V241H138V243H137V245L135 244H133L135 247H139V244H141V246L139 247V249H138V247H137V249L135 248V247H133V246H130L132 243H135L133 240L130 242V245H128L127 246V244H126V242H125V240H123L124 241V243L126 244V246H127V250H129L128 252H129V254L132 252H134L135 251V249L137 250V251H135L136 252V254H130V255H134L133 257L132 256H130V257H132L133 258V260H131V262L130 263H127V262H129L128 260V258L125 260V258L127 257V254H126V246H124V243H123V245H120V247H121V251H120V258H121V256L122 255H124L123 257H125L124 259H123V257H122V259L124 260V262L126 263V264H136L137 262H138V264H143L144 262L147 264V263H149L150 261L149 260H151V259H153L155 262H157V263H161V262H159L157 259H159L160 260V258L159 257H161L160 255L162 254L163 255V257L161 258V260H163L164 262H163V264L166 262H170L171 264H222V262L225 264H240V260H242L241 262V264H245L246 262H247V259H246V261H244L245 260V258H243V256H245L246 255V251H248V253H249V255L247 254L246 256L248 257V258H250V257H252L251 256V254L254 256L255 255V252H253V250L255 251V249L256 250H259V249H261V250H259V255H257V257H252V259H251V261L250 262H247L248 264H254V263H258L260 260H259V257L258 256H260V258H261V255H260V252L261 251H264V88H262V90H259L257 93L259 94H257L256 93V90L255 91ZM52 93V94H53ZM60 93H58V94H60ZM70 93H68V96L70 97V101L73 99V101H75L76 102V105L74 104L75 102H70V101H68V102H66L67 100H65V97H67V96H62L63 94H60L62 97H61V99L59 98L60 96H58V94H57V97H55V99H56V101H58L59 102V100H61L62 101V98H63V101L62 102H59L60 104H62L63 102H65V105H66V103H68L69 104V102H70V104H69V106L71 105V107L73 106L72 104H74L75 106H77V107H79L78 105H80V104H78L77 105V99H79V101H82L83 100V98H82V100H80V96L78 97H76V95H77V92H76V95H73V93H72V95L73 96H75L77 99H75V97H73L72 95H70ZM88 93V92H87ZM91 93H94L95 94V92H91ZM99 93H100V91H99ZM156 92H154V94H155ZM254 93V94H253ZM51 94V93H50ZM49 94V95H50ZM51 94V95H52ZM53 94V96H55ZM96 94H97V92H96ZM95 94V95H96ZM157 94V93H156ZM91 95H93V94H91ZM91 95H90V97H91ZM94 95V100H96L95 99V97L97 96H95ZM103 95V96H104ZM252 97H251V96ZM71 96H72V98H71ZM156 97H157V95H155ZM159 96V95H158ZM101 97H102V95H101ZM100 96H98V98L100 99L101 98ZM154 97V96H153ZM155 97V98H156ZM160 97V96H159ZM248 97V98H247ZM252 99H251V98ZM54 98V97H53ZM59 98V99H58ZM92 98H93V96H92ZM103 98V97H102ZM101 98V99H102ZM104 98H105V96H104ZM103 98V99H104ZM107 98V102L105 101L104 103L106 104L107 103V106H109L108 108V111L107 112H109V115H108V117H105V115L106 114H99L98 115V113H96V111L97 110H99V107L100 106H98V107H96V105L94 104V100H92V103H89V104H94V105H92L93 106V109H91V110H94L95 111V113H93V112H91V111H89V116L90 115H92V114H97L98 116H100L99 117V119H98V117L96 118H94V115H93V117H91V119L93 118L94 119V122L96 121L97 123H95L96 124V128L95 129H97V127L99 126V130L97 129L96 131H99V133H100V135H101V138L104 140V139H106V141H105V143L103 142V141H101L102 142V144L104 143V144H106L105 146L108 148V146L107 145H109V147L112 149V146L113 145H115L116 144V141H117V144L118 143H120V145H122L123 144V142H118V139L117 138H119V139H121L122 137H125V135H126V133H128V131L130 130V129H132L133 128V126L135 125L134 123H136V122H133V120H131V122L133 123V126L131 125V124H129V122H130V120H129V122L128 121H125L124 119H122V120H124V121H120L119 120V113H118V111H116V108L114 109V110H112L111 108H113L112 106H110V105H115V104H112L113 102H110V99H109V96L108 97H106ZM106 98H105V100H106ZM243 98V97H242ZM246 98L247 99H251V100H253V102L251 101V100H248L247 102H246ZM58 99V100H57ZM68 99V98H67ZM75 99V100H74ZM65 100V101H64ZM69 100V99H68ZM87 100V99H86ZM86 100H83L84 102L86 101ZM89 100V99H88ZM89 101H91V100H89ZM89 101H87V102H89ZM99 101H101V100H98V103H99ZM103 101V100H102ZM243 101V100H242ZM250 101V102H249ZM87 102H86V106H88L87 105ZM96 102V101H95ZM109 102V103H108ZM235 102V101H234ZM234 102H233V106H234ZM252 102V103H251ZM83 103V102H82ZM101 103V102H100ZM100 104L101 105V107L102 108H105L106 110H107V108H106V106H105V104ZM247 103H249V105L247 104ZM251 103V104H250ZM19 105L20 104H23V103H18ZM67 104V105H68ZM84 104V103H83ZM109 104V105H108ZM117 104V103H116ZM230 104V106H232L231 105V103H229ZM236 104V105H237ZM63 105L64 104H62L61 106L63 107ZM82 105V104H81ZM228 105V104H227ZM238 105V106H239ZM248 105V106H247ZM26 106V105H25ZM60 106V105H59ZM75 106H74V109H76L75 108ZM86 106H85V104H84V108H86ZM91 106V107H92ZM104 106V107H103ZM229 106V105H228ZM235 107V108H239V107ZM61 107V108H62ZM66 107V106H65ZM68 107V106H67ZM66 107V108H67ZM81 107V106H80ZM89 107L90 106H88V108H87V111L88 110H90L89 109ZM95 107V108H94ZM111 107V108H110ZM116 107H118L117 105H116ZM243 107V106H242ZM18 108V110L16 111V112H18L19 110H21V106H20V108L19 107H17ZM16 108V109H17ZM27 108H29L30 110H32L31 112H30V110H26ZM60 108V109H61ZM81 108H83V107H81ZM84 108L83 109H79L80 111H83L84 110ZM96 108H97V110H96ZM224 108V107H223ZM231 108V107H230ZM233 108V107H232ZM231 108V111L233 110ZM241 108V107H240ZM22 109H24V107L22 106ZM26 109H25V111H27V112H29L28 114H33V116H34V113H32V112H35V110L36 109H34V107H26ZM51 109H54V107L53 108H51ZM50 109V110H51ZM57 109H59V108H57ZM58 110L59 112H61L62 113V110H64L63 108L61 109V110ZM67 109H69V108H67ZM72 109V108H71ZM104 109V110H105ZM225 110L227 109V107L226 108H224ZM224 109H222V110H224ZM45 110H47V109H44V111ZM49 110V111H50ZM73 110V109H72ZM72 110H70V113L69 112H66V113H68V114H73V116H72V114L71 115H69L70 117H74L72 120H74L76 117H81L85 112H86V110H85V112L83 113V112H80V113H83L81 116H77L78 114V112H79V110L78 111H76V112H73ZM104 110H102V111H104ZM105 110V111H106ZM117 110H119V109H117ZM225 110H224V112H225ZM230 110V109H229ZM22 111V114H23V116H25V114L27 113H25V111L24 110H21ZM21 111H20V113H21ZM36 111H38V109L36 110ZM40 111V110H39ZM39 111L38 112H36L37 113V117H38V120L40 119L39 118V116H40V114H39ZM42 111V110H41ZM41 111H40V113H41ZM49 111H48V113H49ZM55 112L54 113H56V110H54ZM69 111V110H68ZM72 111V112H71ZM104 111V112H105ZM112 111H113V113H112ZM118 113L117 115L115 114L116 112ZM227 111V110H226ZM236 111V109L234 110V112ZM43 112V111H42ZM64 112H65V110H64ZM91 112V113H90ZM101 112V111H100ZM106 112V113H107ZM229 112V111H228ZM35 113V114H36ZM58 113V112H57ZM52 114V111H51V115H53V116H55V119L56 118H59V116L60 117H62L60 114L61 113H59V116L58 117H56L58 114ZM87 113V112H86ZM85 113V114H86ZM113 115V116H115V117H113V118H111L110 120H111V122L113 121V122H117V123H119L120 122V124H118L119 126L121 125V123H122V125L123 126H121L124 130H119L120 128H118V130L119 131H122V132H118L116 129H117V127H119L116 123V127L114 126L115 124L112 122V124L109 122L110 120H109V118L111 117L110 115L111 114ZM15 114H18V113H15ZM28 114H26V116L28 115ZM38 114H39V116H38ZM47 113H46V111H45V115H46ZM63 115H67V117H68V114H65V113H62ZM76 114V117L74 116ZM238 114H240V113H238ZM19 115V114H18ZM50 115V114H49ZM106 115V116H107ZM235 115V114H234ZM30 116V115H29ZM42 117H41V119H43V126H40L41 125V123H39L40 125H38L37 123L39 122V121H35L34 120V118H32V116H30L33 120H32V122H30L29 124H25V125H30V126H33V122H35L36 123V125H37V128L39 127L40 128V130L39 129H36V132H37V136H38V133H40V132H42V127H45L46 126V128L47 129H50V130H48L49 132H54V131H58L59 130V125L60 124H57L56 125V123H58L59 122V120L61 119H59V120H55L54 119V117L52 118L53 120H55V121H57L56 123L54 122V121H52L50 118H51V116H48V115H46V116H44L43 115V113H42V115H41ZM87 117L86 115L83 117V119H81V118H79L80 119V121H79V119L77 120V121H79V123L77 122V127H75L74 128V126L76 125V123L74 124V122L76 121V120H74V122L73 121H71L70 120V117H68V121H71V122H73V125L74 126H71L72 125V123H70V125H69V122H68V125L69 126H71L70 128H69V131L70 132H72L73 133V131H72V129H77L79 126L82 128V126H81V123L80 122H82L83 121V123L86 121V120H88L89 121V125H91V122H92V120H91V122H90V117ZM7 117H8V115H7ZM6 117V115H5V117H3L4 119L5 118H7ZM16 118H17V115L15 116ZM44 117V118H43ZM65 118H64V121L63 122H65L66 121V116H64ZM87 117V118H86ZM102 117H105L104 119L105 120H100V118L101 119H103ZM138 117V116H137ZM231 116H229V118H230ZM16 118H15V121H13L14 123H16V122H18L19 123V121L18 120H20L19 118H22V115L20 114L19 115V117L17 118V120H16ZM36 118V117H35ZM117 119V121H116V119ZM232 118H233V116H232ZM231 118V119H232ZM40 119V120H41ZM63 119V118H62ZM61 119V120H62ZM133 119V118H132ZM230 119V120H231ZM236 119V118H235ZM6 120H8V118L6 119ZM6 120H4L6 123H4L3 122V126H0V133H1V135H3L5 132V134H6V137L8 138V140H7V138H5V134L3 135V137L6 139V141L5 142H1L0 144L2 145H0L1 146V152H0V154H2V147H3V152L5 151V147L7 146L6 145V143H9L10 141H12V140H14V141H12L13 142V144H12V142L9 144V145H11V148H12V150H13V147H12V145H14L16 142L15 141H18L19 142V146L22 148V149H18V151L16 150V149H14L13 151L15 152H18V153H16L15 152V154H17V156H19L18 154H21V152H22V154H26L27 152H34L35 150L37 151L38 149H41L42 150V152H40L41 154L43 153V151L45 152V150H44V147H46L47 145H49L50 144V142H53L54 141V139H53V137H54V135L57 133V131H56V133L54 132L53 134H50V135H47V134H45V137L44 136H42V139H41V136H40V134H39V136H40V138H38L37 136H35L34 135V137L32 138V134H36V132L34 131V133H33V130H31L32 129V127H30V128H27V129H30L29 131L30 132H28L27 130H26V132H28V134L30 135H28V134H26L25 133V130L23 131L22 129H20V126L19 125H22V123H21V120H20V123L21 124H12L13 122H12V119L10 120V122H12V123H10L9 121H6ZM14 120V119H13ZM85 120V121H84ZM108 121L107 123L105 122V121ZM226 120H228L227 118H226ZM225 120V121H226ZM229 120V121H230ZM88 121H86L87 123H88ZM100 121H102L101 122V126L103 125L102 123H103V121L106 123H104L105 125H108V126H105L106 128L105 129H110V130H112V126L114 127V128H116V129H113V130H116V132L113 134L114 135V137H112V136H110L109 137V135H111L112 134V132L110 131V133H109V135L107 134V137L106 138H103L104 136H102V134H101V132L103 131V129L102 128H100L101 126H100ZM128 122V123H127ZM7 123H9L10 125H12V126H14V128L12 127V126H8V124ZM59 123H62V122H59ZM86 123V124H87ZM109 123V124H108ZM127 123L128 125L126 126L125 124ZM64 124V125H63ZM63 124H61L60 125V127H62V126H65L67 123H63ZM78 124H80L79 126H78ZM85 124V125H86ZM110 124H111V126H110ZM138 124V123H137ZM136 124V125H137ZM225 124V123H224ZM223 124V125H224ZM0 125H1V123H0ZM25 125L23 124V126L21 127V128H24L25 127ZM83 125V124H82ZM94 125V124H93ZM226 125V124H225ZM224 125V126H225ZM4 126H6V127H8V128H4ZM15 126H16V128H15ZM87 126V127H86ZM85 127L86 128H88L87 130H89V129H93V127H92V125L90 126L91 128H89V126H88V124L86 125ZM109 126H110V128H109ZM129 126V127H128ZM132 126V127H131ZM2 127V128H1ZM55 128V130H52V129H54ZM66 127H67V125H66ZM79 127V128H80ZM84 127V129H83V131L82 132H84V131H86V128ZM103 127V126H102ZM125 127H127V128H125ZM135 128L137 127V126H134ZM221 128H222V126H220ZM9 128H11V129H9ZM34 128H36V126L35 127H33V129ZM42 128V129H41ZM68 128V127H67ZM67 128H66V130H67ZM78 128V129H79ZM121 128V129H122ZM2 129H5L6 131L5 132H3L2 131ZM12 129H16V131L15 132H17L19 129L21 130V132H23V133H25L24 135L26 136V135H28L27 137L29 138H27V137H25L24 135H23V133H21V135H18L17 136V134H18V132L15 134V132L13 133L12 131ZM63 129V127L59 130V133L60 134H62V135H60V134H57L58 135V138H57V135H55V139L57 140V142H58V140H60L59 139V136H60V138H63V137H61V136H64L66 133H68L69 134V132H66L65 131V129H63V131L62 132H64V133H61L60 131ZM94 129V130H95ZM104 130V132H109V130ZM231 129V128H230ZM20 130H19V132H20ZM37 130H39L40 132H38ZM44 130H45V128H44ZM82 130V129H81ZM80 130V131H81ZM100 130H102V131H100ZM112 130V131H113ZM128 130V131H127ZM232 130V129H231ZM46 131V130H45ZM45 131H43L44 133H48V132H45ZM76 131V130H75ZM80 131H77V133H79ZM90 131V130H89ZM88 131V132H89ZM93 131V130H92ZM95 131V132H96ZM3 132V133H2ZM7 132H8V134H7ZM43 132H42V135H44L43 134ZM94 132V133H95ZM119 133V134H121V136L122 137H119L118 135H116V133ZM220 132V131H219ZM218 132V133H219ZM225 132V131H224ZM10 133V134H9ZM32 133V134H31ZM71 133V138L73 137L72 135H74V133L72 134ZM77 133H75V134H77ZM97 133V132H96ZM221 133H222V131H221ZM15 134V136L13 137V135ZM64 134V135H63ZM87 134V133H86ZM89 134V133H88ZM98 134V133H97ZM7 135H9V136H7ZM24 137H23V136ZM67 135V134H66ZM65 135V136H66ZM79 136H82V133H81V135H80V133L78 134ZM83 135H85V132H84V134ZM89 135H93V134H89ZM94 135H96V134H94ZM104 135V134H103ZM124 135V136H123ZM230 135V136H229ZM50 136H52L51 138L53 139V141H52V139L50 138L49 139V137ZM68 136V135H67ZM88 137V139H90V140H88V142L89 141H92L93 140V138H95L96 139V137H100L99 136V134H98V136H91V138H89V136L88 135H85V140L87 139V137ZM105 136H106V134H105ZM116 136H118V137H116ZM229 136V137H228ZM19 137V138H18ZM47 137V138H46ZM70 137V136H69ZM74 137H76V136H74ZM217 137H218V135H217ZM11 138H14V139H11ZM20 138H22V139H20ZM25 138V139H24ZM26 138H27V140H26ZM37 138V139H36ZM66 138V137H65ZM71 138H68V141L70 140V143H74L75 144V140L78 138V136L76 137V139L73 141ZM80 138V137H79ZM114 138V139H113ZM20 141H19V140ZM24 139V140H23ZM30 139H32V140H30ZM33 139H36L35 140V142H33L34 140ZM45 139H49V140H47V142H49L50 140V142H49V144H47V142H46V144H44V141H46ZM92 139V140H91ZM108 139V140H107ZM110 139V140H109ZM111 139H113V141L111 140ZM117 139V140H116ZM124 139V138H123ZM123 139H122V141H123ZM23 140V141H22ZM40 140V141H39ZM42 140V141H41ZM44 140V141H43ZM56 140L53 142V143H55L56 142ZM61 140H63V139H61ZM64 140H66L67 141V139H64ZM63 140V141H64ZM28 141H31L30 142V144H32V145H29L28 143ZM38 141L39 142H41V144H43L44 145V147H43V145H41L42 147H40V146H38L39 145V143H38ZM62 141V142H63ZM66 141H64L65 143H66ZM73 141V142H72ZM110 141V142H109ZM113 142V144H112V142ZM115 141V142H114ZM227 141H228V145H227ZM15 142V143H14ZM17 142V143H18ZM26 142V143H25ZM28 142V143H27ZM56 142V143H57ZM59 142H61V141H59ZM59 143V147L60 148H62V146L64 145L63 143ZM83 142V143H82ZM81 143L83 144H81V143H78V145H80V146H78V148L79 147H85L86 149H87V151H88V149H90V146H92L91 144H90V142L89 143H87V145H85L84 146V144H86V143H84V141H82ZM93 142V141H92ZM111 143V144H109V143ZM5 143V144H4ZM16 143V144H17ZM23 143H25V145L23 146ZM35 143V144H34ZM68 143V142H67ZM94 143V142H93ZM92 143V144H93ZM115 143V144H114ZM122 143V144H121ZM61 144H63L62 146H60ZM73 144V145H74ZM77 144V143H76ZM76 144L74 145V147L76 146ZM88 144H90V146L88 145ZM101 143H100V146L102 145ZM36 145H37V148H36ZM46 145V146H45ZM51 145H52V143H51ZM67 145V144H66ZM82 145V146H81ZM111 145V146H110ZM119 145V144H118ZM118 145H115V146H118ZM119 145V146H120ZM216 145H218V144H216ZM226 145V146H225ZM25 146H31V147H33V150H31V148L30 147H25ZM50 146V145H49ZM49 146L46 148V152H49V151H47V149L48 150H50L51 149V147L49 148ZM53 146H54V144H53ZM69 147H70V144L68 145ZM66 147L65 145H64V148L66 149V148H68V150L70 149V153H73V154H71V155H73V157L70 155V153L68 152V150L66 149V151L68 152L67 154H69V157H70V160L73 158L74 160H75V158L77 157V156H79V159H77L76 158V160L79 162L80 161V159H82L83 160V166L81 165V167H82V169H81V173H82V170L84 171L86 168L84 167V165H85V163L87 162V164H86V167L88 168V163H89V161H88V159L90 158H93L92 156H96V153L94 152V151H96V146L94 145V146H92L91 147V149H94V150H91L90 152H87L86 150H84L85 148H80L79 149V151H80V155H77L76 154V152H71V150L73 151V149H74V147L72 148V146H71V148H69V147ZM103 146V145H102ZM105 146H103L102 147V149H100L99 148V151H100V153H98L97 152V156H99V155H101V156H103L104 155V157H105V161H107V162H109L110 161V159L108 158V157H110V156H108V157H106L107 156V153H108V155H110V154H112V151L113 152H115V153H117L116 154V156H118V155H121V157H122V155L125 153L124 151H125V149L124 150H122V146L121 147H119L120 148V150L118 151L117 150V152H116V149H117V147H115V149L113 148L112 149V151L111 152H109V151H107V148L105 147ZM25 147V148H24ZM94 147H96V148H94ZM99 147V146H98ZM216 147V146H215ZM7 148V150L9 149L8 147H6ZM10 148V149H11ZM14 148H18L17 147V145L14 147ZM27 149V150H29V151H24V149ZM28 148H30V149H28ZM58 148V147H56V146H54L52 149H54L56 152H58L56 149ZM59 148V149H60ZM76 149H77V146L75 147ZM204 148V146H202V149ZM35 149V150H34ZM65 149H63V150H61L62 151V153H64L65 151ZM76 149H74L75 151H78V150H76ZM98 149V148H97ZM212 149V150H213ZM11 150V152H13ZM60 150H59V152H60ZM81 150H84L85 152H87L88 154H82V153H84V151H81ZM210 150L211 149H209V151H207V152H210ZM10 151V150H9ZM34 152L32 155H31V153H29V154H27L26 156L25 155H23L24 157H26L28 160H31V159H34V156H36V159L34 160V161H32V163H31V161H27L26 160V162H25V160H24V157H21L22 156V154L20 155V157H18L19 159H20V162H14V161H17V157L14 155V153H12L11 154V152H10V158L12 157V161L11 160H9L10 158H8L9 156H8V154H6L4 157L2 156V155H4V153L1 155L2 156V160H1V158H0V161L3 163V162H5V163H3V165H6L7 166V164L6 163H8V162H11L10 164H8V165H13L14 163H17V167H18V169L19 168H21L22 167V169L21 170H19L18 171V169L17 168H15V166H16V164H14L13 165V167H12V169L11 168H9V170H15V169H17V170H15V171H11V173L13 172H15V173H17V171H18V173L19 172H21L22 170H24L25 168L26 169H28L27 170V176L28 175H31L32 177H27V178H22V177H20L19 176V174L21 175V174H23L24 175V177H26L25 176V174H26V169L23 171L24 173H19L18 174V179L16 180V178H17V175L16 174H14L15 175V178H12V177H14L13 176V174H11V173H9V174H5V173H1V175H0V177L1 176H3V178H1V180L3 181V179L4 180H8V182H9V180L12 182V183H10V184H7V182H6V184H3V183H5V182H3L2 183V181L0 180V182H1V187H2V189H0V192L1 193H3V191H5L6 190V194H5V192L3 193L5 196L4 197H2V195L0 194V200H2L1 201V203H0V205H2V203H4L5 202V200H6V202L3 204V207L2 206H0V213H1V210H2V212H3V210L5 211V214H4V216H0V230H2V231H0V234L2 233V234H4L5 235V233L6 234H10L12 231L11 230H13V224H12V222L15 220V221H17V219L19 218L20 220V222H21V217H22V215H23V213H25V212H27V209L29 210V208H27L26 209V205H28V202H27V200L26 199H28V195H29V197L32 195V193L31 192H33L34 193V195H35V193H37L40 189H39V187L41 186V179H39V181H38V183H37V179H35L36 177H39V172H40V170H36V171H33V169H35L36 167H40L41 166V160H43V159H46V158H44V156H46V154L45 155H42V159H41V156L40 157H37V155H36V153L38 154V156H39V150L37 151V152ZM51 152H50V154H47V156L46 157H48V155H49V157H51V155L53 154L52 153V150H50ZM55 151H53V152H55ZM78 151V152H79ZM93 151V152H92ZM103 151V152H102ZM105 151L107 152L106 154H105ZM26 152V153H25ZM55 152V153H56ZM77 152V153H78ZM92 152V154H90ZM102 152V153H101ZM122 152V153H121ZM213 152V151H212ZM226 152V153H225ZM228 152V153H227ZM52 153V154H51ZM95 153V154H94ZM104 153V154H103ZM110 153V154H109ZM58 153H56L55 155H56V159H57V157H59V155L61 154V152H60V154L59 155H57ZM66 154V152L63 154V156ZM66 154V155H67ZM77 155L76 157H75V155ZM92 155V156H90V155ZM210 154H211V152H210ZM209 154V155H210ZM224 154V155H223ZM55 155H53V156H55ZM82 155H87L86 156V158H85V156H84V158L86 159H84V158H82ZM90 157H89V156ZM114 155V153L111 155V157ZM212 155H213V153H212ZM227 155V156H226ZM30 156H31V158H30ZM62 156V157H63ZM80 156H81V158H80ZM115 156V157H116ZM200 156V155H199ZM201 156V157H202ZM69 157L67 156V157H63L62 159L64 160L65 158H66V160H68L69 159ZM104 157H103V159H104ZM114 157V156H113ZM120 157V156H119ZM119 157L117 158V160L116 161H119L118 159H119ZM120 157V158H121ZM198 157V156H197ZM211 157V156H210ZM225 157V158H224ZM5 158H7L6 159V161H8V162H6V161H3ZM21 158H23V160H21ZM39 158H40V161H39ZM54 158V157H53ZM61 158V157H60ZM59 158V159H60ZM68 158V159H67ZM88 158V159H87ZM116 158H114V162H115V159ZM19 159H18V161H19ZM37 159H38V162H39V164H38V162L36 163L35 161H37ZM50 159V158H49ZM73 159H72V161H73ZM113 159V158H112ZM198 159V158H197ZM212 159V160H211ZM47 160V159H46ZM51 160V159H50ZM58 160V159H57ZM62 160V161H63ZM70 160H68V161H70ZM195 161H196V158L194 159ZM200 160H201V158H200ZM202 160H204V159H202ZM223 160H224V162H223ZM54 161H56V160H54ZM60 161V160H59ZM62 161H60L61 162V164H64V162L65 161H63V163H62ZM67 161V162H68ZM113 161V160H112ZM111 161V163H113L112 164V166H114L115 164H114V162H112ZM194 161V162H195ZM197 161H199V160H197ZM14 162V163H13ZM21 162H23L22 164H21ZM45 163V162H47V164H48V161H42V163ZM53 162V160L52 161H50V163H52ZM59 162V163H60ZM67 162H65L66 163V165H68V164H70V163H68L67 164ZM74 162H76V161H74ZM73 162V163H74ZM203 162V161H202ZM37 164V165H35L34 167H32V165L31 164ZM43 163V165L42 166H44L45 164ZM57 164H58V162H56ZM72 163V164H73ZM80 163H81V161H80ZM193 163V162H192ZM199 163H200V161H199ZM216 163V164H215ZM19 164L20 165H22V166H19ZM26 164V165H25ZM29 164H30V166H29ZM52 164H54V163H52ZM57 164H54V166H56ZM117 164H118V162H117ZM200 164H202V163H200ZM0 165H1V163H0ZM11 165V166H12ZM24 165V166H23ZM65 165V164H64ZM63 165V166H64ZM79 165V164H78ZM78 165H76V163H75V165L73 166V165H68V166H70L72 169H73V171L75 170V166H78ZM111 165V164H110ZM109 165V166H110ZM183 164H181V166H182ZM192 165V164H191ZM203 165H204V163H203ZM2 166V165H1ZM0 166V168H2L1 170H2V172H3V170H5V172H6V169H7V171H8V166L6 167L5 166V168H4V166H2L1 167ZM28 166V167H27ZM48 166H53V165H47L46 167H44V168H47ZM61 165L59 164V167H60ZM80 166V165H79ZM78 166V167H79ZM107 166H108V163H107ZM217 166V167H218ZM10 167V166H9ZM25 167V168H24ZM58 167V168H59ZM68 168V169H71V168ZM186 167H188V166H186ZM192 167V166H191ZM207 167V168H208ZM14 168V169H13ZM43 168V167H42ZM49 168H51V167H48V169ZM54 168V167H53ZM53 168H52V174L54 173L53 172ZM61 168V167H60ZM64 168H65V166H64ZM109 169H110V167H108ZM108 168H107V170H108ZM195 167H193V169H194ZM223 169L225 172H223V170H220V169ZM36 169H38V168H36ZM55 169H57V166L55 167ZM63 169V168H62ZM62 169H60L59 171H62ZM181 169V168H180ZM180 169H178V170H180ZM183 167H182V171H183ZM189 169V168H188ZM0 170V171H1ZM32 170V171H31ZM43 170V169H42ZM44 170H46V169H44ZM58 170V169H57ZM57 170H55L57 173H58V171ZM65 170H66V168H65ZM65 170H63V171H65ZM80 169H78L77 170V167H76V170L75 171H79ZM127 171L126 172H130V170L128 171V169H126ZM204 170H206V171H204ZM29 171H30V174H29ZM38 171V172H37ZM50 171V170H49ZM50 171V172H51ZM63 171H62V173H63ZM67 171V170H66ZM69 171V170H68ZM67 171V172H68ZM74 171V172H75ZM185 171V170H184ZM183 171V172H184ZM186 171H188L187 169H186ZM215 171V172H214ZM9 172V171H8ZM32 172H34V173H32ZM41 172H43V171H41ZM47 172V171H46ZM49 172V173H50ZM125 171H124V175L122 176V175H120V173H118V174H116L117 175V177H118V181L117 180H115V176H114V178L111 180V181H113L114 183H116V181H117V183H121V184H124V181H126V183H125V185L127 184V180H125V178L127 179L128 178V181H130L129 180V177H132L131 176V174H127ZM178 172V171H177ZM182 172V173H183ZM35 173H36V176H33V174L35 175ZM38 173V174H37ZM48 173V174H49ZM56 173V175H57V178H64V177H58L59 176V174H61V173H59V174H57ZM64 173H66V172H64ZM63 173V175H65ZM69 174L71 173H73V172H68ZM76 174L77 173H79L80 174V171L79 172H75ZM176 173V172H175ZM188 173V172H187ZM186 173V174H187ZM190 173V172H189ZM224 175H223V174ZM12 176H11V175ZM52 174H50V176L52 175ZM122 174V173H121ZM125 174H127V175H125ZM180 173L178 172V175H179ZM191 174H192V172H191ZM5 175V176H4ZM54 175V174H53ZM63 175H60V176H63ZM66 175L68 176V174L66 173ZM75 175V174H74ZM185 174L183 173V176H184ZM188 175V174H187ZM223 175V176H222ZM7 176H10L11 178L9 179V177L7 178ZM22 176V175H21ZM120 176H121V178L124 180L123 181V183H122V179L120 178ZM126 176H128V177H126ZM181 177H183L182 175H180ZM188 176H190V175H188ZM228 176V177H227ZM4 177H6L7 179H5ZM34 177V178H33ZM54 177V176H53ZM180 177V178H181ZM187 176H185L184 178H186ZM222 177V178H221ZM29 178H33V179H35V181L33 180V182H32V180L31 179H29ZM40 178V177H39ZM56 178V177H55ZM211 178V179H212ZM222 180H221V179ZM15 179V180H14ZM21 179V182L22 183H24L25 181H23V179H27L26 180V182H28V180H31V181H29L27 184H26V182H25V185L27 186V188L25 187V185H22V183L19 181L18 182V180H20ZM121 179V180H120ZM176 179H178V180H180L179 178H176ZM190 179H192L191 181H190ZM15 182H17V183H15V184H17V187H18V185H19V183H20V185L19 186H24L25 187V189H23V190H21V192H24L23 194H21V196H18V197H20L21 199H18V197H17V195H19L20 194V190H18L17 191V189H22L21 187H19V188H15L14 186H15V184L13 185V181ZM182 180V179H181ZM180 180V181H181ZM185 180V179H184ZM184 180H183V182H184ZM189 180V181H188ZM203 180V181H202ZM210 180V179H209ZM111 181H110V183L109 184H107V188L108 189H106V190H108V191H112L113 189H111L112 188V184H114V183H112L111 184ZM198 181V182H197ZM211 181V180H210ZM209 181V182H210ZM34 182L35 183H37L36 185L34 184ZM40 182V183H39ZM179 182V181H178ZM178 182H177V184H178ZM190 182V183H189ZM33 185L34 184V186H32L33 188L35 187V190H38V191H36L35 192V190L31 187V184ZM117 183H116V185H117ZM181 183V182H180ZM205 183H207V182H205ZM215 183V184H214ZM28 184H30V185H28ZM111 184V185H110ZM175 184V183H174ZM173 184V185H174ZM3 185H6V187H8V188H6V187H3ZM8 185V186H7ZM10 185H12L11 186V188H9L10 187ZM37 185L39 186L37 189H36V187H37ZM108 185H109V187H108ZM115 185V184H114ZM215 185V186H214ZM28 186H30L31 188H29ZM177 186V185H176ZM183 186H182V188H183ZM207 186H208V184H207ZM214 186V187H213ZM178 187H180L179 185H178ZM204 187L206 188V186L204 185ZM4 188H6L5 190H3ZM13 188V189H12ZM14 188H15V191H14V193L12 192L13 190H14ZM173 188V187H172ZM7 189H9V191L12 189V191L10 192V198H8L9 197V192H8V190ZM28 189V190H27ZM30 189H32V191L30 190ZM111 189V190H110ZM207 189V188H206ZM30 190V191H29ZM173 190H175V188H173ZM181 190H183V189H181ZM19 193V194H17V192ZM186 191V190H185ZM207 191H208V189H207ZM29 192V193H28ZM171 192H174V191H171ZM179 192H180V190H179ZM179 192H177V190H176V194L178 193L179 194ZM186 192V193H187ZM206 192V191H205ZM16 194V195H13V194ZM31 193V194H30ZM7 194H8V196H7ZM171 194V193H170ZM175 194V192L173 193V195ZM178 194L176 195L177 197H178ZM33 195V196H34ZM180 196H181V193L179 194ZM203 195H204V193H203ZM33 196L32 197H30L31 198V200H32V198H33ZM176 196H174V197H176ZM179 196V197H180ZM210 196V197H209ZM6 197V198H5ZM190 197H191V199H190ZM2 198V199H1ZM34 198H36V196H34ZM33 198V199H34ZM56 198V197H55ZM58 198V197H57ZM57 198L54 200L55 202H58V204L56 203L55 204V206H57V205H59V207L61 206L60 204H59V201H56L57 200ZM182 197H180V199H181ZM7 199H9L8 201H7ZM59 199H61V198H59ZM177 199V198H176ZM183 199V198H182ZM183 199V200H184ZM209 199V200H208ZM4 200V201H3ZM28 200H30V199H28ZM37 201H38V199L36 198V200H35V202L37 203ZM61 201V200H60ZM194 201V202H193ZM197 201L198 202H200V203H202L201 205L199 204V203H197ZM15 202H18V203H20L19 205H18V203H17V205L15 206L14 205V203ZM24 204H23V203ZM34 202V200H33V203H35ZM191 202V203H190ZM195 202L197 203V204H195ZM30 204H32V206H34L35 204H33V203H31V201L29 202ZM62 203V202H61ZM177 203V202H176ZM16 204V203H15ZM54 204V203H53ZM53 204H52V207H53ZM179 204H181V203H179ZM192 204V205H191ZM198 204H199V206H198ZM203 204H204V208H203ZM6 205V206H5ZM154 205V204H153ZM156 205V204H155ZM154 205V206H155ZM186 205V206H185ZM31 205H28V207H32ZM62 206H65V204H63ZM62 206H61V208H62ZM158 206H159V208H158ZM188 206V207H187ZM191 206V207H190ZM52 207H50L51 209H53ZM66 207V206H65ZM153 207V206H152ZM163 207V208H164ZM177 207V206H176ZM190 207V208H189ZM35 208V207H34ZM41 208V209H40ZM49 208V209H50ZM57 207H55L54 209L55 210H57L56 209ZM68 208V207H67ZM167 208V209H168ZM186 208V209H185ZM24 209H26V211L24 210ZM36 209L37 210H42L43 211V208H42V206L41 207H39V208H35V209H32L33 210V212H32V210H30V214H31V212H32V214L34 213V210L36 211ZM50 209V210H51ZM165 209H166V207H165ZM58 210H59V208H58ZM63 210V209H62ZM61 209H60V211H62ZM65 210L66 211H64V212H67V209L65 208ZM161 210H163L162 208H161ZM178 210H180L179 212H180V214H179V212H178ZM185 210V211H184ZM204 210H206V211H204ZM53 211V210H52ZM59 211V212H60ZM69 211V210H68ZM164 211V210H163ZM168 211V210H167ZM166 211V212H167ZM178 212V214L180 215H178L179 217H180V219H179V217L177 216V212ZM203 211V212H202ZM17 212V213H16ZM28 212L25 214L27 217L28 216H30V214L28 215ZM161 211H159V213H160ZM183 212V213H182ZM185 212V213H184ZM15 213H16V218H15ZM36 213V212H35ZM63 213V212H62ZM162 213V212H161ZM172 213V214H171ZM181 213H182V215H181ZM2 215V214H1ZM24 215V217L26 218V216ZM160 215V214H159ZM162 215V214H161ZM166 215V216H167ZM173 215V216H172ZM186 216V218H185V216ZM24 217H22V218H24ZM149 217V218H150ZM159 218H164V216H158ZM181 217L183 218V221H181ZM15 218V219H14ZM24 218V219H25ZM146 218V219H145ZM169 218H165L166 220H163V221H166L167 223L168 222H171V220H169V221H167ZM136 219V218H135ZM156 219V220H155ZM161 219V220H162ZM175 219H177L178 220V222L175 224V222L177 221V220H175ZM185 219V220H184ZM124 220V219H123ZM146 220H148V221H146ZM15 221H14V224H16L15 223ZM135 221V220H134ZM133 221V222H134ZM173 221H175V222H173ZM186 221V222H185ZM2 222H4V227H3V224H2ZM121 222H122V220H121ZM120 222V223H121ZM125 222H126V220H125ZM136 222V221H135ZM149 222V223H148ZM159 222V221H158ZM165 222V223H166ZM183 222H184V224H183ZM153 223H154V225H153ZM164 222H162L161 221V224H163ZM172 223H168V224H170V225H172ZM9 224V225H8ZM124 224H126L125 226H126V228H127V226H128V223H124ZM130 224H132V222L131 223H129V225ZM138 224V223H137ZM186 224V225H185ZM17 225V224H16ZM15 225V226H16ZM122 225V224H121ZM120 225V226H121ZM136 225V224H135ZM152 225V226H151ZM158 225L160 226V224L158 223ZM165 224H163L162 226H161V228L164 226ZM167 225V224H166ZM172 225V226H173ZM124 226V227H125ZM131 226V225H130ZM171 226V227H172ZM1 227H2V229H1ZM129 227V226H128ZM137 227V226H136ZM166 228H167V226H165ZM192 227V228H191ZM16 228H17V226H16ZM15 228V229H16ZM158 228H160V227H158ZM160 228V229H161ZM169 228V231H171V229L173 228H170V226L168 227ZM167 228V229H168ZM181 228V227H180ZM190 228H191V230L192 231H190ZM122 230H124L123 228H121ZM130 229V228H129ZM163 229H164V227H163ZM178 229V228H177ZM128 230V229H127ZM126 230V231H127ZM139 230V231H138ZM154 230V231H155ZM165 230V229H164ZM163 230V231H164ZM174 230V229H173ZM160 232H162V230H159ZM175 231H176V229H175ZM4 232V233H3ZM124 232V231H123ZM123 232H122V234H123ZM158 232V231H157ZM194 232V233H193ZM164 232H162V234H163ZM165 233H167V231L165 230ZM122 234H120V235H118V236H120L121 237V235ZM127 235H128V233H126ZM145 234V235H144ZM169 234V233H168ZM171 234V233H170ZM187 234H188V236H187ZM124 236H125V233L123 234ZM135 235V236H134ZM143 237H142V236ZM147 235V236H146ZM159 235H161V234H159ZM165 235V234H164ZM2 236V235H1ZM123 236V237H124ZM139 236V237H138ZM172 236H173V234H172ZM186 236H187V239H186ZM119 237V238H120ZM155 237L156 236H153V238H154V240L153 241H155L156 239H155ZM162 237H163V235H162ZM191 237V238H190ZM118 238V239H119ZM138 238V239H137ZM141 238V239H140ZM150 238H152V237H150ZM176 238H178V240L176 239ZM182 238H185V241H183V240H181ZM122 239H124V238H121V240ZM129 239V241H127ZM144 239V238H143ZM163 239V238H162ZM173 239V238H172ZM180 239V240H179ZM121 240H119V242H121ZM159 240H161L160 238L157 240L158 242H159ZM164 240V239H163ZM163 240H161L162 242H164ZM122 241V242H123ZM139 241H140V243H139ZM148 241V242H147ZM170 241V242H169ZM172 241H173V243H172ZM150 242V243H149ZM175 242V243H174ZM147 243H149L150 244V247H151V249L153 250H151L150 248H149V244H147ZM161 243V242H160ZM160 243H158V244H160ZM165 243V242H164ZM170 243L173 245H170ZM256 243V244H255ZM145 244L147 245V246H145ZM154 244V243H153ZM162 244V243H161ZM177 244V245H176ZM248 244V245H247ZM258 244V245H257ZM118 245V244H117ZM116 245V247H119V246H117ZM239 245V246H238ZM252 245V246H251ZM255 245H257V246H255ZM130 246V247H129ZM157 246V245H156ZM161 246V245H160ZM175 246V247H174ZM176 246H177V248H176ZM254 246V247H253ZM238 247V248H237ZM251 247V248H250ZM257 247V248H256ZM123 248H124V253L126 254H124V253H121V252H123ZM129 248V249H128ZM132 250H131V249ZM147 248V250L146 251H148L149 249V251L146 253V256L147 257H143L144 256V254H142L141 255V253H144V252H141V249H142V251L144 250L145 251V249ZM156 248V249H155ZM161 248H162V246H161ZM160 248V249H161ZM133 249H134V251H133ZM159 249V250H160ZM175 251H174V250ZM177 249L180 251V252H178L177 251ZM126 250V251H125ZM157 251L158 253H157V255L155 254V251ZM162 250V249H161ZM168 250V251H167ZM239 250V251H238ZM236 251V252H235ZM168 252V253H167ZM171 252V253H170ZM174 252V253H173ZM243 252H244V254H243ZM252 252V253H251ZM138 253V254H137ZM161 253V254H160ZM170 253V254H169ZM176 253V254H175ZM179 253V254H178ZM239 253V254H238ZM153 254H155L156 256L155 257H157L158 255V257L155 259V257H153V258H151V256H154ZM165 254H167V256L165 255ZM174 254V255H173ZM261 254H264V253H261ZM118 255H119V253H118ZM136 255H137V258H139V261L141 260V263H139V261L137 260V258H135L136 257ZM138 255H139V257H138ZM173 255V256H172ZM243 255V256H242ZM142 256V257H141ZM164 256H166V257H164ZM170 256H172V257H170ZM226 256V257H225ZM242 256V259L240 258ZM149 257V258H148ZM177 257V258H176ZM191 257V258H190ZM239 257V258H238ZM169 258H171V260L169 259ZM178 258H180V259H178ZM256 258H257V261L258 262H256ZM137 260V261H135V260ZM143 259V260H142ZM168 259V260H167ZM178 259V260H177ZM240 259V260H239ZM121 260V259H120ZM123 260H122V264H123ZM176 260V261H175ZM180 260V261H179ZM181 260H182V262H181ZM204 260V261H203ZM223 260V261H222ZM233 260V261H232ZM119 260H117V262H118ZM135 263H134V262ZM188 261V262H187ZM222 261V262H221ZM239 263H238V262ZM254 261V262H253ZM262 261H264V260H262ZM115 262H116V260H115ZM115 262H113L114 264H117V263H115ZM153 262V261H152ZM178 262H180V263H178ZM190 262V263H189ZM204 262V263H203ZM233 262V263H232ZM261 262V261H260ZM259 262V263H260ZM156 263V264H157ZM165 263V264H166ZM246 263V264H247ZM118 264H120V263H118ZM155 264V263H154ZM162 264V263H161ZM169 264V263H168Z\"/></svg>",
    "mask_w": 264,
    "mask_h": 264
}]
</instances>
